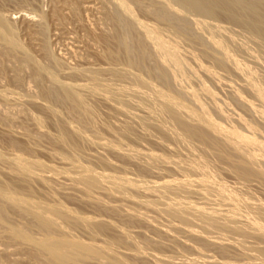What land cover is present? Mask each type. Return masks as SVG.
<instances>
[{
    "label": "rangeland",
    "instance_id": "374dc122",
    "mask_svg": "<svg viewBox=\"0 0 264 264\" xmlns=\"http://www.w3.org/2000/svg\"><path fill=\"white\" fill-rule=\"evenodd\" d=\"M200 1H204V0H194V5L203 6L205 8L209 5V2H210L209 1L206 5V2L208 0H205L206 2L204 3L203 2L200 3ZM232 1H233L232 9H233L234 14L236 13L235 14L236 17L235 16L234 17L235 19H238L236 20V22L240 21V23L239 22L235 23L233 14L231 15V13H228L227 11H222L223 14L219 11L217 13V15L219 16H217L216 13L213 15L212 14L213 11H211L212 9L211 4L209 5V7L211 8V9L209 8L210 13L215 18L209 16L210 13L208 11V8H206V10L209 14H205V17L203 18L201 16H198L197 13L191 10L188 11L187 9L183 8L181 3L177 0H122V1L121 0H0V25L2 28H4V31H6L5 33L9 35L12 39V43H10L7 40H5L0 33V187L1 188L3 187V189L8 190L10 192L14 190L11 193L7 192L8 193L6 195L7 197L1 196L0 198V264H58L56 261H53V259L51 260V258H49V256H47L45 252L43 253V250L40 247H37L38 245L37 242H39L38 240H36L37 242L34 241L35 238L36 239L40 238L39 240H42L41 236L43 235V233L46 234L49 230V228L47 230L46 227L43 228L41 225L38 229L37 227V225L39 226V224H37L38 220L35 219V217H33L34 215L32 213H30V212L34 213L35 210H38L37 206L39 207L40 205H44V204H48V205L53 204L52 206L51 205L49 206L53 207L54 209L56 208V206L57 207L62 206L63 208H65V210H67L66 212H69V213L71 212L70 215L65 214L66 212L63 213L65 210L63 212H60V214H63V215L65 214L66 216L68 215L70 217H73L76 214L77 216H79L78 214L82 215V217L80 216L82 220L79 219L82 225L78 224L80 223L78 222V217H77V220H76V217H74L75 219L72 218V220H69L71 219L69 217L68 219L69 221H67L68 217L66 218V216L64 217L63 215H61L62 218H60L61 216H59V220L57 221L59 222L60 219H62L61 221L63 223V227L61 225V222L53 224V221H51L52 225L50 226L52 230H53L54 225H56L58 229L62 227V231L60 229L61 233L58 229L57 230L55 229L56 227H54V230L56 232L50 229L49 232L52 231V233L46 234V236L44 234L42 236L43 238L47 237L48 235L53 236V238H56L57 235L59 234L61 236L60 237L58 235L59 239H61L63 236V238H68L69 240H71L72 238L74 239V236L77 235L75 238L77 239L78 237L77 239L78 241L80 240V242H82L83 244L86 243L85 246H87L89 243H92L91 246H93L92 248L95 249L94 246L100 244V246H96V248L100 247L104 249L103 247L108 245V247L106 246L105 248L106 255L112 254L110 252H112L113 248L115 251V253L113 252V254H116V255L118 254V258H116L114 255H113L114 257L110 255L109 256L110 260H109V257L107 258L106 255L104 256L107 259L104 258L103 255H102L103 256L102 258L101 256L100 258H97L95 256L94 257L92 256L90 258L89 255H88L89 257L85 255L84 258L83 256L81 257L83 259H81L80 257L79 259L77 257L78 259L77 258L76 260L74 259L73 260L74 262L72 263L70 262L71 264H118L117 260L123 261L124 264L125 263L127 264V262H129L128 264H155V262H158L157 264L159 263L162 264V261H164V259L166 261L168 257L170 260L168 259V261L165 262L166 264H172V263L175 264V262H180L181 264L182 263L191 264V261H190L191 257L192 259H194V261L198 260L197 264L199 263L201 264H221V263L228 264V262L229 264H259V262L261 261H262L261 263L264 264V259L261 257L262 256L261 255L262 245L264 247V244H263L264 243V238H263L264 233H261V231L264 228V225L260 226L261 228L263 227L262 229L258 225H256V224H262L264 221L261 222L258 218V214H255L257 210L260 212V210L264 208V204H263L264 203L263 202L264 201V178L261 177L264 174V171H263L264 170V32H263L264 26L262 27V25H259V27L257 28L259 31L255 29L250 30V25H252L250 21H253V19H256L255 17L260 16L256 20H259V19L264 20V6H262V4H264V1L263 0H258L260 2H258L257 0H249V2L247 0H242V1L232 0ZM244 1H246V3ZM243 4H245V6H247L248 4L249 7L248 6L245 7ZM256 5L257 7L258 5H260V8L263 7L261 11H259L260 10L259 7H258L259 8L258 11H257L258 8H256L255 12H257V14L254 12V9H253L256 7ZM252 6H255V7L252 8ZM250 7L252 8L251 12L250 11L243 12L245 8L248 9ZM125 9L126 11H124ZM224 16L226 19L224 18ZM131 26L133 27V29L131 28ZM5 27L8 29V32ZM246 28H248V30ZM171 30L173 33L171 32ZM254 31L260 32V34H258L257 32L255 33ZM233 35L235 37H232ZM152 36L153 37L155 36L156 41L159 37L157 43L155 42V39ZM122 39H124V42ZM159 41H162V42H159ZM154 43H156V45H154ZM164 45L165 47H167V49L165 50L162 49V48H165V47H162ZM126 46H128L129 48ZM159 48L161 50H159ZM163 51H165V54L163 53ZM172 52L174 55L172 54ZM127 53L130 54L132 60L134 59L133 61L135 62V64H130V62H128L129 54ZM207 53H209V55ZM164 55H167V56L170 55V57L167 58V56L165 57ZM171 55L173 57H171ZM215 61H217L218 63L219 62L221 63L218 64ZM127 62H128V65L126 66ZM168 62H170L169 63L170 66ZM137 64L140 68L137 66ZM131 65L133 68L131 67ZM134 65L138 68H136ZM125 66L127 67L126 68L127 70L125 69ZM129 68H132V70ZM124 70L127 71L126 73L127 75H123V73H121V72H125ZM88 72H92V73L90 74ZM93 73L96 76V78L104 77L105 80L107 79V81H104V79L103 81H101L102 79L98 78V80L100 81L98 83L102 82L105 84V87L108 88L106 89V92L102 90L105 93L102 92L103 93L102 94L100 92L101 94H99L98 91L93 90L89 86V85L92 86V82H91V79L87 77V75L89 76V74L92 75ZM96 73L97 74L100 73V74L96 75ZM114 73L122 74L124 78L128 79V81H125L123 77H121L122 75L120 74L114 75ZM112 75H114V77H112ZM118 76L121 77L122 79H120ZM127 76L129 77L131 76V77L129 78ZM132 77H134L133 79H138L136 82L141 80L138 83L144 82L145 84H147L146 85L147 87H144L146 89L142 91H145L148 96L147 95L145 96V93L140 90L143 87H138V83H136L135 80L133 82V79H131ZM108 78L110 81H108ZM110 78L112 80L113 78H116V80L114 79V81H116L115 85H118L119 83L122 84L124 81L125 83L123 84L125 85L122 84L123 85L122 86L119 84L120 86H122L121 88L120 86H118L119 88L117 86L115 87V85L113 84V81ZM117 79H118V84H117ZM108 82L112 83L113 85L112 84L109 85ZM179 82L181 83V85ZM134 83L137 84V85L135 84L137 88H134L135 87ZM106 84H108L109 87H107L108 85L106 86ZM71 86H73L74 88ZM148 87L149 89H147ZM248 87L251 89H249ZM100 90H101V87H100ZM107 90H110L111 93L110 91L107 92ZM149 90L155 93H159V95L163 94L162 96L167 95L168 97L172 96L171 97L172 99H175V98L176 100L179 99V101H182L183 103L182 106H184V103H185L186 107H189V108L186 109L184 106L186 112H184L185 110L184 108H182L183 112L180 114L179 113L180 111H179L177 113V116L179 119L183 118L182 120L180 119V121H182L184 126L196 131V133L199 132L201 134L203 132L202 133V135L204 134L203 139L195 136L198 139V140L196 139L197 140L196 142V140L193 141L194 137L192 139L188 137L189 140H185L186 141L185 143V141L182 139L181 140L182 144H181L180 143L181 141L179 140L181 138L177 137L178 135L176 137L171 136V135H176L178 132H180V129H176V127L174 126L168 114L164 113L165 114L164 116V114L161 113L162 111L160 112L156 110V112L158 111V113L154 112L155 109H152V108H155V107L158 108L160 107V105L161 107L163 106L162 104H160L161 102L158 103L159 98H157L156 96L157 94ZM91 91L94 93L92 94ZM114 91H116L115 92L116 95L113 93ZM136 91L138 92L140 91V92L138 93ZM118 92L122 96L121 95L119 96V94L117 95ZM109 93L114 99L109 95ZM124 93L125 94L127 93L126 95L128 96L131 94L132 97L126 96L128 98L127 99L123 97L125 96ZM148 93H150L152 97L149 96ZM151 93H153L155 96L152 95ZM105 94L107 98L104 97ZM141 94L143 95L142 97L144 98V100L142 97H140ZM78 96L81 97V100H80L81 103H79V104H82L81 106H78L77 105L78 103L76 104V102L73 101L75 100L73 98H76L77 100ZM67 97H68V100H66ZM116 97H120V102H117L114 105L115 102H113V100L116 101L117 99H119ZM149 97L151 100L148 99ZM111 99L113 100L110 101ZM122 99H124L126 103ZM145 100L147 102L149 101L150 104L145 102ZM121 101L123 103H122V106L120 107ZM133 101H136V102L138 101L139 103L138 102L136 103ZM142 102H145L147 105H150V106L145 107L146 104ZM124 103L127 106L124 105ZM133 103L136 104L138 107L139 105H141L143 109L141 108V111H140V108L138 109L134 107V111L136 112L134 113L133 109H131L133 108V106H135ZM157 104H158V107H157ZM123 105L125 109L122 110L121 108H123ZM154 105L156 106L154 107ZM117 107L118 108L120 107V109L123 111L122 114L120 112L121 110L119 111ZM126 108H129L131 112L129 110H126ZM160 108L158 109L160 110ZM189 109H191L192 110L191 112L194 114L197 111L196 114L199 116L200 114L202 115V113L203 115L205 114L208 117L210 116L211 117L210 122L208 121V123L212 122L211 125L215 126L217 129H220L221 127V130L218 133H220V135L221 133L223 135L226 134L225 136H227V138L231 135L233 138L230 136L229 139L231 138L235 143L237 142V144L240 143L241 145L240 149L241 150L244 149L245 151L244 150L240 151L242 152L240 154L239 152H237L240 150L239 147L234 148L237 145H234L235 143L233 141L227 139L226 137H225L226 139H224L223 135L221 136L218 135L220 137L219 140L221 139V137H223L222 141L220 140V143H222V149L224 147L223 150L225 151L223 152V155H224L223 156L221 153V150H222L221 147H219L220 150L219 148L218 150L216 148L217 144H219L218 146H220V143H218L219 142L218 137L212 135L213 133L217 134L216 131L212 130V132L214 131L212 133L210 129H208L210 131V134H209L208 133L209 131L206 132L207 128L204 127L205 124L204 123L201 124L200 122L198 123V121L196 122V120H194L192 116H191L192 119L190 118V115L188 117L191 121L194 120L195 125L194 123L189 124L191 122L189 119H186L187 121L185 122L184 120L185 117L188 114H190ZM124 112H127V113L123 114ZM163 112H165L164 109H163ZM150 113H152L151 117H150L151 115ZM183 113L184 114L186 113V116L182 115ZM128 114L135 116L136 119L135 117L133 118V116H130ZM153 114L154 116L155 114L156 116H158L157 114H160V115L158 116V118L157 117L154 118ZM162 114L164 116V118H162L163 122L161 120ZM179 114L180 116L181 115L182 116L180 117ZM205 115L201 117L202 118L204 117L205 119H209ZM151 118L155 120L150 121ZM159 118L161 121L159 120ZM140 120L144 121L145 125L147 124L146 120L150 121L148 122V124L149 123H152V124H149V126L147 124L145 126L143 122L141 123ZM156 120H159L160 122ZM166 122H167V126L170 125V127L169 126L166 127L165 125H163ZM213 122L215 124H213ZM157 123H161V125ZM200 124L201 125L204 124V125L201 126ZM147 126L149 128L153 127L152 129H150L151 131L149 130ZM156 128L157 129L159 128L158 130L159 132L160 130L166 129L167 131L166 130L165 131L163 130L164 132L162 131L163 137L165 136L164 133L165 134L167 133L166 134V136L168 135L167 138L170 137L171 139L172 137L171 140L169 138L168 139L170 141L172 140L173 141L172 142H170L169 140L167 141L165 139L166 137H164V140H163L162 136L160 135L161 132L158 133ZM167 128H173L172 130L170 129V131L172 132L168 131L169 129ZM228 128L230 129L228 130ZM152 130H153V133H151ZM129 131H131V133H129ZM173 131H175L176 134H174ZM155 132L158 133V136H156L157 134ZM169 133H170V136H169ZM235 133L236 134L238 133V135H235L236 137L234 136ZM61 134L62 136H59ZM65 134L67 135L66 137L68 139L65 137ZM151 134H153V136L154 137L156 136V137L155 138L153 136L151 137ZM240 134L241 136L243 135L242 136L243 139L248 138L247 140H249V138H251L250 140L252 141L253 139L254 141L250 144H248L249 143L248 142L245 145L244 144L245 142L243 140L238 141L239 139H241ZM97 136L100 138H98ZM158 138L160 139L161 142L160 141L157 142ZM60 139L67 140L69 142L64 143V141ZM92 139L94 142L92 141ZM223 139L226 141L227 140L231 141L229 142L230 144L234 143L233 144L234 147L230 145L228 141L227 142L225 141V143H223L224 142ZM174 140L176 141V144H174L175 143ZM191 140L196 143L198 142L200 143L201 140L203 141L205 140L206 141L205 144L209 145L207 147H209L208 149H210L211 151L210 150L208 151V149H206L207 151L203 149L204 148L203 146L205 145L204 144L205 141L204 142L202 141L203 143L201 142L202 149L199 144L195 145L196 147L199 146L198 148H196V151L200 150L202 152L199 151L200 152L199 153L198 151L197 152L195 150L193 151V149L195 148L194 144L196 143L193 144ZM207 140L209 141L208 143H207ZM215 140L218 141L217 144ZM113 141L116 142L115 143L116 147L114 146ZM163 141H167V142L164 143ZM212 141H214V144H216V146L213 144ZM254 142L255 144L253 146ZM162 143H164V145ZM167 143L170 147L172 145L171 147L172 151L173 149H175V151L178 150L176 151V153L173 151L175 154H177L180 150L178 154L179 156L184 157L182 158L183 162L185 160L191 161L194 164L196 162V165H195L196 168L195 167L194 168L197 171L199 170L198 166L201 165L202 170H204V166L207 169L208 164L203 165V163H207V162L211 163L213 161L212 162L213 164L210 165L209 163V168L211 166L209 170L211 171L213 168H215L212 171L213 173H215L216 172L215 170L219 164V163L216 164V162L218 161L221 162L225 160L221 162L222 165L220 164L218 166L219 170L217 169V172L221 171L220 173L222 175H219V173L216 175L215 173L214 174L215 176L214 175L212 176L211 172L207 169L210 172L209 174L210 176L206 178H208V181L211 184H209L208 182L204 183V181L207 180L206 178L204 180V177H205L204 174L206 170H204V173L202 170H199L200 172H202L200 173L198 171L200 173L199 174L195 169L190 168V163H187V161H185V163L183 164L181 160H179V158L181 159V157H178L175 161L173 160L174 157L171 158V156L169 157V155L166 156L165 153L169 154L168 152H170V147L166 145ZM171 143H173L174 145ZM187 143L188 144L190 143V144L188 145ZM74 144H76V146H74L75 149L72 148L73 147L72 145ZM178 145H181V146H179L180 147L179 149H176ZM110 146H113L115 148H112ZM70 148L72 149L70 150ZM190 148L191 150L188 151V149ZM212 148L216 150L213 149L214 150L213 151ZM76 149H79L78 154L76 153L77 151H75ZM131 150L133 151L136 150V151L133 152ZM181 150H184L182 155H181V152H182ZM71 151L73 153L75 152L74 155ZM137 151L139 152L138 154H137ZM172 151L170 152V155L172 153V156H174L175 154L173 155ZM219 151L220 153H218ZM151 152L155 154L152 153V155H149L151 154ZM209 152H211V154H209ZM146 153H147V156L149 155L148 158L150 159V157L152 156L151 159L153 158V160L159 157V156H156L157 158H154L153 155L160 154L159 159L165 158L166 162L164 161V159L162 161H164L165 163H163L161 159L159 161L157 159V163H155L156 161H153L154 162L153 164L152 160L149 163V159L146 158L147 157ZM194 153L197 156H194L195 155ZM201 153L203 155H200ZM204 153L205 155L207 153L209 155H206L205 157H203ZM162 154H164V156L166 157H164ZM219 154L224 158L223 159L218 158L220 156ZM134 155L136 157H134ZM188 155L190 156V160L187 159L189 158ZM191 155H193L194 158L195 157L196 158L194 159L193 156ZM210 155L212 156L216 155L217 157L216 156L210 157ZM245 155H248L249 157ZM143 156H146V157H143ZM140 157L142 158V160H140L141 159ZM206 157L209 159V161L204 162L205 160H208V159H205ZM240 157L242 159H245V160L247 159V160L246 161L244 160V162H242V159H240ZM250 157L253 160L255 159L254 160L255 162ZM80 158H82V160ZM137 158H139V160ZM215 158H218V159L214 160ZM249 158L251 159L250 164H249V161H250ZM20 159H21L22 164L23 162L25 163L26 160H28V162H31V166H32V162L33 163L35 162L34 165L41 164L43 166L42 170H40L41 165L40 166L37 165V168L39 166L38 170H40L39 171L40 174H38L39 172L37 173L38 170H36L37 169L36 166H32L31 168L29 163H28V166H30L31 169L35 168L34 170L28 169L27 170L28 173L30 171L29 174L27 173L26 170H22L21 168H19L20 165L17 166V164H20V162H18ZM146 159H148V161H146ZM168 159L172 160V162L173 161L175 162L173 164L172 162L171 164H168L167 163V161H169ZM68 160H71V161H68ZM201 160L203 163L201 162ZM245 162H248V166H246L247 170L251 169L254 171V172L248 171L249 172L248 174H251V175L253 174L252 176L251 175L248 176L249 179L247 177L248 180H246L245 178H241L240 175L237 176L238 177L237 178L236 177L237 173H235L236 171L235 169H233V166H232V163H234L233 165L242 164V163L247 165V163ZM77 163L79 164V166H77L78 165ZM226 163L227 165L228 164L229 165L227 166ZM253 163L256 165V169H252L254 168ZM25 164L27 165V163ZM149 164L151 165L149 166ZM108 165L110 166V168ZM176 165L178 166V168ZM212 165H213V168H212ZM75 166L77 168L76 170H75ZM81 166H83V170H81L82 169ZM84 166H85L86 171L84 169ZM103 166H104V169H103ZM185 166H186V169H185ZM230 166H232L233 170L230 169ZM89 167L92 169V171H94L93 175L92 173L91 175H89L90 174L89 172L91 171ZM18 168L20 169V172ZM179 168H181L182 170L184 169L187 171L189 170V173L191 171L190 173L191 175H189V173L185 174L187 172V171L185 172V170L183 173V171H181V169ZM43 169L45 170L43 171ZM100 169H101V172H100ZM260 169L263 173L260 171ZM228 170H230V172ZM33 171H35V173L37 174H35ZM77 171H80V173L78 172V175L77 173L74 174V172H77ZM81 171H84V172H81ZM232 171L235 173V175L232 174L233 173ZM259 171L261 172L262 175L259 173ZM125 172H127L128 175ZM257 172L259 173L260 177L257 176L258 174ZM71 173H73L74 175L73 174L71 175ZM192 173H195L196 174V175L194 174L195 176H198L197 174H199V177L193 176ZM84 174L87 177V180L89 176H93L94 179L98 180L97 184H100L101 186L98 185L97 187L95 183L94 187H97V188L95 190L93 189L94 192L93 190L88 192V188L83 187L85 186V184L82 185V183L78 182V181L82 182L84 180L83 182L85 183L86 179L82 178ZM77 176H78V181L76 182L73 181L77 179ZM189 176L192 178L195 177L196 179L195 178L194 180L188 179ZM211 176L214 177L213 178L214 180H216V184L218 185V186L216 185L217 188L219 187L218 183H220V181L217 182L219 179L217 178L218 179L217 180L215 178L217 176H219V178L222 176L221 183H220L224 187V188L221 187L223 188L221 189L222 192L226 189V185L229 186V187L227 186V188L229 189H227L226 191H229V190L231 191V188H232L231 186L236 184V182H238L239 180L242 181L241 179H243L244 181L245 179L244 181L245 183L239 181L241 185L239 183H237L236 185V187L238 188V187H242V183L243 185L245 184L244 186L246 187V189L244 186L242 187L244 192L246 193L245 195L243 194V192H241L242 194L240 193L241 195L239 196V190H242V188H238L239 190H237L235 186H234L235 190L238 192V194H236L237 192L233 193L234 187L232 188L231 192L230 191L229 192L225 191V192L231 193V194L233 193L235 194V196L238 195V197H242L244 201H246V203L250 201L251 203L248 202V204L254 205L256 201L255 206L258 203V200L262 201L263 203L262 202H259V203L260 205H262L263 208L261 207L262 208L261 209L259 207L260 205H257L256 208L259 207L260 209L255 210V213H253L251 210H252V207L253 209H256L254 208L255 206L251 205L252 206L251 207L250 205L247 204L248 206L251 207V208L249 207L251 209L250 213L252 212L251 213L252 215L255 214L253 215L255 217H253L252 215L249 217L250 213L248 210V212H246V214L248 213L247 214L249 217L248 219V217L246 216L244 212L247 206L244 204L245 202L242 200V198H241L242 201H240L239 199H237L238 197L234 198L235 196L231 194H230L231 195L230 197L229 195L225 194V192H224L225 195L223 194L220 195V193H222L221 190L220 191L217 190L216 187H213V189L211 188L212 181H213V179H211L212 181L209 180V177L212 178ZM103 177H105L107 181L103 180ZM116 177L118 178V180H116L117 179ZM239 177L241 179H239ZM250 177L252 178L250 179ZM80 178H82V180ZM115 180L120 181V183H117ZM121 180L124 181L125 183L127 182V184L129 185L127 184L125 186L120 185L121 183L125 184ZM188 180H190L191 182ZM110 181H111V184L113 185L112 186L113 189L112 188L109 189V187H111L110 186L111 184L108 185ZM112 181L113 182L115 181V183H113ZM246 181H249V182L247 183ZM74 182L82 186L80 187L78 184H75ZM222 182L224 183L225 186L223 185ZM138 183L139 184L142 183V184L138 185ZM213 183L215 184L214 181ZM115 184L116 186L118 184L121 186V188H119V185H118V188H117V189H120L121 191L120 190L116 191L114 189L116 188L114 187ZM206 184H208L209 186L208 185L206 186ZM5 185L6 186L8 185L7 187L9 188H6ZM201 185H202V188H201ZM165 186L166 188H168V190L165 189ZM190 186H194V187L190 188ZM205 186L206 188L210 187L209 189L211 190L209 194L213 193L210 195L211 197H209L207 189L205 190ZM122 187H125V188H122ZM182 187L183 188L185 187L184 191L186 189L187 190L189 189L188 191L190 192L186 190L185 192L187 193V195L186 193H182L183 192V190H181ZM138 188L140 189L138 190ZM169 188H170V191H169ZM83 189L87 190L88 193L86 191H83ZM177 189L181 190V193L184 194L182 195L183 198L184 199L186 198V200L188 201L186 203L187 204L186 207L190 206L192 203L196 204L193 207L195 206L197 207L198 204L204 201L203 203L206 206H204L202 203L200 207L198 205V208H201V206L203 205L202 211L204 207L205 208L204 211L206 213L208 210H210V212L208 211L209 214L207 213L206 215L202 212L201 216L204 217L205 215L206 217H208L210 215L209 218L205 217V219H210L212 220L213 223L210 225L209 223H205L204 221L201 222L198 219L197 217L199 215L198 211H201V209L198 210V208H196L197 210L195 211H197L198 214H196L197 212L195 214L193 213L194 212L193 207H190L192 208V210L189 208L190 211L189 210L184 211V209H187L186 207L184 208L185 205L183 206V204H185L184 201L186 200H184L180 194H175L180 191V190L177 191ZM218 189H220V187ZM112 190H115V192H113ZM16 192L20 195H18ZM84 192H85V195H84ZM116 192H119V193L117 194ZM205 192L207 194H205ZM215 192H220V193L217 194ZM248 193L250 196L247 195ZM10 194L13 197H11ZM158 194H160V196ZM188 194H190L191 196L190 195L188 196ZM162 195H167V197H164V196L162 197ZM213 195L217 197L214 198ZM226 195L229 196L230 198L227 197ZM251 195L256 196L255 197L256 200L253 196L251 199ZM20 196H21V200L19 199ZM156 196L158 197V199ZM207 196L210 198V201L213 204L205 200L206 198H208ZM224 196H226L225 198H227L228 202L230 201L229 203L231 204L230 206H232L233 202L236 204V201L238 200L237 202L238 206L240 205V202H241V205H244L246 207H243V206L240 207L241 206L240 205L239 206L240 208L236 209L238 208V206L236 204L237 206L236 207L235 204L233 203L234 204L233 207L235 206V210H238V211H235L233 207L229 206V204H227L228 206L225 204V202L226 203L228 202L226 201L225 198H223ZM161 197L163 199L165 198L164 200H167L168 197L169 198L171 197L172 199L171 198L170 199L172 201L173 199L176 200L179 198L178 201L181 200L183 202L182 204V202L180 201L181 203L179 202L180 204H178V205L183 206L182 211L183 212L187 211V213L191 214L192 217L189 214H187L188 216H190L189 218L191 220L192 218H194L193 215L194 216L196 215L195 216L196 220L198 219L200 221V224L201 223L206 224L204 225L205 227L207 226L206 229L203 226V224L201 225V227H198V225H200L198 220L196 223L198 225H195V222H196L195 218H194L195 222L192 223L191 220L188 218V216H186L187 217L186 218L182 212L181 213L184 216L183 218L185 219L181 217L182 215L178 216V213L176 211H175L176 212L175 214L178 217L175 216V214L169 212V210L171 209L178 210L181 206H177V204H175V203H178L177 200L175 203H172V201L168 199L169 205L167 204V201L161 202L162 200L161 201L159 200V198L162 199ZM187 197H190L189 199L192 201L187 199ZM218 197H220L219 199L223 198L221 199L222 200L221 203H224L225 207L223 206V204H220V203L219 204L223 206V208H225L224 209L225 212H226V209L227 210L229 209L228 211L231 210V213H229L228 211H227L228 214L224 213L223 215L220 213L221 212L220 209L222 207L218 204V201L220 202ZM244 197L247 198L248 200L245 199ZM2 198H6L7 200L5 199L2 200ZM11 198L13 199L10 200ZM14 198L17 201H20L21 203L17 202L16 200L15 201L19 205L15 203ZM209 198L207 200H209ZM23 199L24 201L22 202ZM26 199L29 201H27ZM153 200L154 201L159 200L157 204L156 202L153 203V204H156V207L160 206L158 208L159 210L156 209V207L152 208L154 206L151 203V202H154ZM224 200L225 202H223ZM8 201L9 203H7ZM43 201H44V204H41V202L43 203ZM149 201H150V204H152L151 205L152 207L148 206L150 205L148 204ZM253 201L254 203H252ZM159 202L161 204L166 203V205L170 206L171 209L169 207L166 208L165 204H164L165 207L163 208V205H161ZM207 202H209V205ZM22 203H27V206H29L28 204H30V207H26V205L23 206L24 204ZM31 203L32 204L34 203L33 204L34 208L32 207L33 209H31V206H32ZM35 203L36 204L39 203V204L36 205ZM170 203L172 205H170ZM49 206L46 205L45 209L43 206H40L39 210L42 209V210L47 211V208L49 209ZM24 207L27 208L26 211L27 210L30 211V212L27 211L30 214H27L26 211L23 210ZM62 207H59L60 211L63 210ZM177 207L179 208L177 209ZM206 207L212 208V209L207 208L208 210H206ZM228 207H230L231 209ZM162 208L166 210H163ZM133 209L134 210L137 209V211H139L140 209L139 211L140 213H141V210H144L147 212L143 211V213H141L142 217L139 218V216H141L140 213L138 212L139 214H137L136 213L137 211H135L136 213L135 214L134 212H132L134 211ZM160 210L161 211L163 210V212L168 211L167 214L173 215V216L171 215L172 217V218L170 217L171 219L169 218L172 222L170 220L169 221L170 223H172L173 228H175L176 230L175 229L172 230L171 229L172 225L168 224L169 222H167V220L169 216L166 213L164 214L162 212L163 218H161L162 215L160 214L161 213ZM174 210H171V211H174ZM233 210L234 212H236L237 215L232 212ZM191 211H193L192 212L193 214L190 213ZM75 212L77 213L75 214ZM239 212L242 214L243 213L245 214V217H247L246 220H245L244 215L242 214L241 215L243 217L241 219L240 217L241 215L239 214ZM31 214L33 215L32 217L37 222L34 221L32 217H29V215L31 216ZM148 214L149 215L151 214L150 223L147 222L149 218H145L147 217L146 215ZM226 214L227 215L233 214L232 219L235 218L234 223H232L233 221L230 219L231 215H229V218L228 216H226V218L223 217ZM159 215L161 216L159 217ZM220 215H222V217ZM53 216L55 217L56 215H53ZM153 216L155 219H157V220L153 219L154 220L153 222L155 223V221H158L159 222L158 225H156L157 222L155 224L154 223L152 224L151 221H152ZM165 216L167 217V220L166 218H164ZM55 218L58 219L57 216ZM55 218L52 219L50 217V220L56 221ZM83 218H85V223H89V224L84 225ZM177 218H180V219H177ZM73 219L78 223H75ZM143 219L145 220L148 219V220L145 221ZM187 219L190 220L191 224L195 226L192 228V230L198 227L199 230L197 229L196 230L194 229V230L200 233L197 234L195 233L194 230L192 233V230H190L188 227L191 228L193 225L191 226L190 222H188L190 224L189 226V224L187 223L188 221ZM221 219L222 221L220 222ZM176 220L177 221L180 220L182 223L184 222V220H186L185 223L183 224L178 222L179 225L185 224L184 225L185 227L182 226L183 227L182 228L181 226H178V224L175 223ZM224 220L226 221L224 222ZM258 220L260 221V223ZM72 221L74 222V224ZM173 222L175 223V225L173 224ZM223 222L226 224L228 222L230 227L232 224H234L232 225L233 227H235L236 225L238 226V229L242 228L241 230L242 232L239 233L232 227V229H234V231L237 232L239 237L241 233L245 232L244 235L241 234L242 239L244 237L246 239L247 234H249L251 237L254 235H251L250 233L252 232H254L252 234L256 233L253 238L251 237L252 240L250 237L249 238L247 237V241L248 243L250 242L253 245V248L257 245L256 243L259 242L261 244V245L258 244V247L256 246L257 248H254V249H259V247L261 246L259 249V254H257L258 252L256 250L252 249L251 244L247 243L248 244V245L246 244L247 246L244 245L247 242V241H244V239L242 240L244 244H242V242L239 243V240L241 238L237 239L238 235H236L237 237H235L236 233L232 229H230L229 233H227L228 235H226V232H223V230L228 232V229L230 227L227 225L226 226L229 228H227L225 225L223 226L222 225ZM59 224L61 227L59 226ZM167 224L168 226L170 225V227H168ZM71 225H74V227ZM64 226H66V228L70 227L72 229L71 232L65 231L66 228ZM176 226L179 227V230L180 228L183 229L181 230L182 232H180L176 228ZM41 227L42 229L44 230L46 229L47 231L40 229ZM163 227L167 228V230L166 229L164 230ZM184 228L190 231L183 232L184 230H186ZM90 230L93 233H91ZM207 230H210L211 235L213 236H210L209 234L210 231H207ZM231 230L234 233L230 232ZM245 230L247 232L249 231L250 233H247ZM22 231H25L27 236H28L27 231L31 233L29 235V237L31 236L30 237L31 240H27L23 238ZM64 231L66 233V234L64 233L66 237H64V234H63ZM178 231H179V234H175V233H178ZM25 232L23 233L25 234ZM72 232L74 233L73 237L71 236L73 234ZM212 232L214 233L212 234ZM257 232L262 234L263 237L260 236L262 240L260 239V237L256 238V236L258 235ZM13 233H16V234H13ZM17 233H19L20 235H17ZM67 233L68 235L70 234L72 238L69 237ZM230 233H232L234 237H228L231 235ZM217 238H218V241H215V239ZM133 239L137 240L134 242V244H132L134 241ZM32 241L35 243H33ZM104 241H105L104 243L105 245L103 244ZM138 241L140 243H145L146 245L141 244L142 246L141 247ZM108 242L111 243V246L114 243L113 247L112 248L110 247L111 249H108L109 248ZM136 242H138V244ZM101 244H103V246H101ZM137 245H139L140 247H137ZM143 245H145V247ZM249 245H251L250 248H249ZM147 246H148V250L150 251V253L148 250H146L145 251L146 255L148 253L149 254L148 256H145V255L143 256V254L145 253L143 252L142 254V251H144V248H147ZM136 248L137 249L139 248V250L141 248L143 250L142 251L140 250V253L139 252L137 253ZM198 248L200 251L198 250L199 253L198 255L195 256L194 253H197L195 249L197 250ZM262 251H264V249ZM184 253L185 255H188L186 256V259L184 261H187L190 258L188 260L189 263L180 261L185 258ZM199 254L201 257L199 256ZM193 255L195 257L197 256L198 257L195 259ZM246 255H247V258L249 256V259L251 255L254 256L253 259L251 257L252 263H248L249 259L245 258ZM120 256H122L121 259H119ZM162 256L164 259H162ZM164 256H166L167 258ZM175 256L180 257V259L176 258V261L174 260L173 262V259H175L173 257ZM85 257L87 258L85 259ZM111 257L115 259L114 262L112 261ZM199 257H200V260H202L204 263H202L201 261L199 262ZM203 258H205L206 260ZM256 258H260V259L256 260ZM178 259L179 261H177ZM125 260L127 261L125 262ZM195 263L196 262H194V264Z\"/></svg>",
    "mask_w": 264,
    "mask_h": 264
},
{
    "label": "bare ground",
    "instance_id": "6f19581e",
    "mask_svg": "<svg viewBox=\"0 0 264 264\" xmlns=\"http://www.w3.org/2000/svg\"><path fill=\"white\" fill-rule=\"evenodd\" d=\"M121 1H122V0H121ZM177 1H179V2L181 3V5H182L183 8L187 9L188 11H189V10L193 11V12L197 13L198 16H201V17H203V18L205 17V14H209V13H210V9H211V8H212L211 11H213V12H212L213 15H214L215 13H216V15H217V13H218L219 11H220L221 13H222V11H227L228 13H231V15L233 14V17H234L235 14H236V13L234 14L233 9H232V3H233L232 0H208L207 2H206L205 0H204V1H200V3H201V2H203V3L206 2V5H207V3L210 1L211 3L209 2V5H210V4L212 5L211 8L209 7V5H208L207 7H205V8H204L203 6L194 5V0H177ZM236 1H237V0H236ZM241 1H242V0H241ZM241 1H239V2H241ZM247 1L249 2V0H247ZM257 1H258V0H257ZM263 1H264V0H263ZM126 2H127V1H126ZM130 2H131V1H130ZM133 2H134V1H133ZM154 2H155V1H154ZM154 2H153V3H154ZM195 2H196V1H195ZM244 2L246 3V1H244ZM250 2H251V1H250ZM258 2H260V1H258ZM136 3H137V2H136ZM203 3H202V4H203ZM226 3H227V5H226ZM125 4H126V3H125ZM134 4H135V3H134ZM228 4H229V5H228ZM240 4H241V3H240ZM248 4H249V3H248ZM248 4H247V6H248ZM138 5H139V4H138ZM206 5H205V6H206ZM243 5L245 6V4H243ZM153 6H154V5H153ZM234 6H236V5H234ZM244 6H243V7H244ZM247 6H245V7H247ZM262 6H264V4H262ZM115 7H116V6H115ZM124 7H125V6H124ZM127 7H128V6H127ZM141 7H142V6H141ZM158 7H159V6H158ZM248 7H249V6H248ZM253 7H255V6H252V8H253ZM258 7L260 8V5H258ZM258 7H257V5H256V7L253 8V9H254V12H255L256 8H258ZM128 8H129V7H128ZM134 8H135V7H134ZM138 8H139V7H138ZM142 8H143V7H142ZM206 8H208L209 13L207 12ZM209 8H210V9H209ZM234 8H235V7H234ZM252 8H251V7L248 8V9L245 8L246 10L244 9L243 12H246V11H248V12L250 11V12H251V11H252ZM259 8L257 9V11L259 10ZM119 9H120V8H119ZM129 9H130V8H129ZM146 9H148V8H146ZM149 9H150V8H149ZM250 9H251V10H250ZM262 9H263V7L260 8L259 11H261ZM136 10H138V9H136ZM139 10H140V9H139ZM167 10H168V9H167ZM239 10H240V9H239ZM239 10H238V11H239ZM242 10H243V9H242ZM124 11H126V9H125ZM188 11H187V12H188ZM191 11H190V12H191ZM128 12H129V11H128ZM235 12H236V11H235ZM254 12H253V13H254ZM125 13H126V12H125ZM221 13H220V14H221ZM240 13H241V12H240ZM240 13H239V14H240ZM255 13L257 14V12H255ZM255 13H254V14H255ZM115 14H116V13H115ZM117 14H118V13H117ZM120 14H121V12H120ZM126 14H127V13H126ZM132 14H133V13H132ZM132 14H131V15H132ZM149 14H150V13H149ZM189 14H190V13H189ZM212 14L210 13L209 16L214 17V16H212ZM222 14H223V13H222ZM226 14H227V13H226ZM216 15H215V16H216ZM224 15H225V14H224ZM122 16H123V15H122ZM196 16H197V15H196ZM217 16H219V15H217ZM228 16H230V15H228ZM237 16H239V15H237ZM241 16H242V14H241ZM241 16H239V17H241ZM255 16H256V15H255ZM255 16H254V17H255ZM126 17H128V16H126ZM235 17H236V16H235ZM235 17H234V19H235ZM259 17H260V16H259ZM259 17H255V18L258 19ZM112 18H113V17H112ZM116 18H117V17H116ZM214 18H215V17H214ZM220 18H221V17H220ZM224 18H225V16H224ZM245 18H246V16H245ZM117 19H118V18H117ZM119 19H120V18H119ZM198 19H199V18H198ZM209 19H210V18H209ZM225 19H226V18H225ZM249 19H250V18H249ZM252 19H253V18H252ZM252 19H251V20H252ZM256 19H253V21H250V22L252 23V25H250V30H253V29L258 30L257 28L259 27V25H262V27L264 26V20H260V19H259V20H256ZM162 20H163V18H162ZM236 20H238V19H235V20H234L235 23H237V22L240 23V21H237V22H236ZM245 20H246V19H245ZM245 20H244V21H245ZM247 20H248V18H247ZM115 21H116V20H115ZM130 21H131V20H130ZM164 21H166V20H164ZM205 21H206V19H205ZM213 21H214V20H213ZM234 21H233V22H234ZM241 21H242V20H241ZM143 22H144V21H143ZM215 22H216V21H215ZM226 22H227V21H226ZM116 23H117V22H116ZM131 23H132V22H131ZM196 23H197V22H196ZM217 23H218V22H217ZM229 23H230V22H229ZM245 23H246V22H245ZM118 24H119V23H118ZM143 24H144V23H143ZM205 24H206V23H205ZM243 24H244V23H243ZM247 24H249V23H247ZM256 24H257V25H256ZM197 25H198V24H197ZM200 25H202V24H200ZM235 25H236V24H235ZM4 26H5V25H4ZM123 26H124V25H123ZM207 26H209V25H207ZM237 26H238V25H237ZM239 26H240V25H239ZM121 27H122V26H121ZM143 27H144V26H143ZM222 27H223V26H222ZM243 27H244V26H243ZM5 28H6V27H5ZM131 28L133 29L132 26H131ZM146 28H147V26H146ZM172 28H173V27H172ZM211 28H212V27H211ZM220 28H221V27H220ZM240 28H241V27H240ZM223 29H224V28H223ZM246 29L248 30V28H246ZM259 29H260V28H259ZM0 30H1L0 33H1V35L3 36V38H4L5 40H7L8 42L12 43V39H11V37L5 33L6 31H4V28H2L1 25H0ZM6 30H7V32H8V29H7V28H6ZM123 30H124V29H123ZM142 30H143V29H142ZM144 30H145V29H144ZM173 30H174V29H173ZM135 31H136V30H135ZM137 31H138V30H137ZM150 31H151V30H150ZM158 31H159V30H158ZM166 31H167V30H166ZM258 31H259V30H258ZM144 32H145V31H144ZM144 32H143V33H144ZM171 32H172V30H171ZM177 32H178V31H177ZM254 32L256 33L257 31H254ZM263 32H264V30H263ZM172 33H173V32H172ZM257 33L260 34V32H257ZM11 34H12V33H11ZM121 34H122V33H121ZM177 34H178V33H177ZM245 34H246V32H245ZM251 34H252V33H251ZM126 35H127V34H126ZM229 35H230V34H229ZM142 36H143V35H142ZM155 36H156V35H155ZM155 36H154V37L152 36V37L155 39ZM168 36H169V35H168ZM171 36H172V35H171ZM240 36H241V35H240ZM13 37H14V36H13ZM117 37H118V35H117ZM120 37H121V36H120ZM145 37H146V36H145ZM148 37H149V36H148ZM180 37H181V36H180ZM214 37H215V36H214ZM232 37H235V36L233 35ZM251 37H252V36H251ZM258 37H259V36H258ZM156 38H157V37H156ZM181 38H182V37H181ZM216 38H217V37H216ZM261 38H262V37H261ZM126 39H127V38H126ZM147 39H148V38H147ZM158 39H159V37H158ZM158 39H157V41H156V39H155V42H156V43L158 42ZM164 39H165V38H164ZM175 39H176V38H175ZM178 39H179V38H178ZM14 40H15V39H14ZM122 40H123V42H124V39H122ZM169 40H170V39H169ZM248 40H249V39H248ZM256 40H257V39H256ZM259 40H260V39H259ZM262 40H263V39H262ZM118 41H119V40H118ZM149 41H150V40H149ZM189 41H190V40H189ZM228 41H229V40H228ZM119 42H120V41H119ZM126 42H127V41H126ZM159 42H162V41H159ZM180 42H181V41H180ZM226 42H227V41H226ZM238 42H239V41H238ZM241 42H242V40H241ZM13 43H14V42H13ZM15 43H16V42H15ZM156 43H154V45H156ZM251 43H252V42H251ZM161 44H163V43H161ZM167 44H168V43H167ZM226 44H227V43H226ZM252 44H253V43H252ZM118 45H119V44H118ZM123 45H124V43H123ZM158 45H159V43H158ZM195 45H196V44H195ZM230 45H231V44H230ZM120 46H121V44H120ZM145 46H146V45H145ZM148 46H149V45H148ZM160 46H161V45H160ZM216 46H217V45H216ZM240 46H241V45H240ZM19 47H20V46H19ZM126 47H128V46H126ZM157 47H158V46H157ZM162 47H165V45L162 46ZM200 47H201V46H200ZM245 47H246V46H245ZM259 47H260V46H259ZM120 48H121V47H120ZM128 48H129V47H128ZM147 48H148V47H147ZM247 48H248V47H247ZM162 49L165 50V49H167V47L162 48ZM188 49H189V47H188ZM128 50H129V49H128ZM154 50H155V49H154ZM159 50H161V49L159 48ZM242 50H244V49H242ZM155 51H156V50H155ZM190 51H191V50H190ZM194 51H195V50H194ZM126 52H127V51H126ZM170 52H171V51H170ZM176 52H177V51H176ZM232 52H233V51H232ZM237 52H238V51H237ZM163 53L165 54V51H163ZM238 53H239V52H238ZM122 54H123V53H122ZM127 54H129V53H127ZM168 54H169V53H168ZM172 54H173V52H172ZM195 54H196V53H195ZM207 54L209 55V53H207ZM245 54H246V53H245ZM153 55H154V53H153ZM156 55H157V54H156ZM160 55H162V54H160ZM173 55H174V54H173ZM237 55H238V54H237ZM243 55H244V54H243ZM158 56H159V55H158ZM164 56L166 57L167 55H164ZM164 56H163V57H164ZM226 56H227V55H226ZM238 56H239V55H238ZM156 57H157V56H156ZM156 57H155V58H156ZM168 57H170V55H168L167 58H168ZM171 57H173V56L171 55ZM174 57H175V56H174ZM192 58H193V57H192ZM211 58H212V57H211ZM215 58H216V57H215ZM169 59H171V58H169ZM169 59H168V60H169ZM219 59H220V57H219ZM242 59H243V58H242ZM255 59H256V58H255ZM133 60H134V59H133ZM133 60H132V58H131V56H130V54H129V61H128V62H130V64H135V62H134ZM166 60H167V59H166ZM208 60H209V59H208ZM244 60H246V59H244ZM211 61H212V60H211ZM217 61H218V60H217ZM217 61H215V62H217ZM222 61H223V60H222ZM122 62H123V61H122ZM128 62H127V64H126V66L128 65ZM238 62H239V61H238ZM157 63H158V62H157ZM162 63H163V62H162ZM169 63H170V62H168V64H169ZM217 63H218V62H217ZM219 63H221V62H219ZM219 63H218V64H219ZM229 64H230V63H229ZM121 65H123V64H121ZM158 65H159V64H158ZM222 65H223V64H222ZM222 65H221V66H222ZM232 65H233V64H232ZM126 66H125V69L127 68ZM129 66H130V65H129ZM134 66H135V65H134ZM137 66H138V64H137ZM169 66H170V64H169ZM178 66H179V65H178ZM227 66H228V65H227ZM257 66H258V65H257ZM131 67H132V65H131ZM135 67H136V66H135ZM135 67H134V68H135ZM138 67H139V66H138ZM138 67H136V68H138ZM173 67H174V66H173ZM190 67H191V66H190ZM244 67H245V66H244ZM132 68H133V67H132ZM132 68H129V69L132 70ZM139 68H140V67H139ZM251 68H252V67H251ZM114 69H115V68H114ZM236 69H237V68H236ZM121 70H122V69H121ZM126 70H127V69H126ZM126 70H124L125 72H121V73H123V75H127V74H126V73H127ZM138 70H140V69H138ZM142 70H143V68H142ZM171 70H172V69H171ZM173 70H174V69H173ZM219 70H220V68H219ZM87 71H88V70H87ZM95 71H96V70H95ZM223 71H224V70H223ZM137 72H138V71H137ZM146 72H147V71H146ZM146 72H145V73H146ZM182 72H183V71H182ZM48 73H49V72H48ZM88 73L91 74L92 72H88ZM100 73H101V72H100ZM100 73H98V74L96 73V75H99ZM111 73H112V72H111ZM124 73H125V74H124ZM135 73H136V72H135ZM142 73H143V71H142ZM142 73H141V74H142ZM262 73H263V71H262ZM84 74H85V73H84ZM90 74H89V76L87 75V77H89V78L91 79L92 86H91V85H89V86H90L93 90L98 91L99 94H101L103 91L106 92V89H108V88L105 87V84L102 83V82H101V83H98V82H100V81L98 80V78H101V77H97V78H96V76L94 75V73H93L92 75H90ZM117 74H118V73H116V74L114 73V75H117ZM119 74H120V73H119ZM119 74H118V75H119ZM184 74H185V73H184ZM215 74H216V73H215ZM114 75H112V77H114ZM120 75H122V74H120ZM123 75H122L121 77H123V79H124L125 81H128V79L124 78ZM128 75H129V74H128ZM132 75H133V74H132ZM180 75H181V74H180ZM142 76H143V75H142ZM173 76H174V75H173ZM85 77H86V76H85ZM118 77H119V76H118ZM121 77H119V78L122 79ZM127 77H129V76H127ZM130 77H131V76H130ZM130 77H129V78H130ZM245 77H246V76H245ZM251 77H252V76H251ZM89 78H88V79H89ZM133 78H134V77H132L131 79H133ZM140 78H141V77H140ZM211 78H212V77H211ZM101 79H102L101 81H103V79H104V81H107V79L105 80L104 77L101 78ZM110 79H111V78H110ZM114 79L116 80V78H113V80H112V79H111V80L113 81V84L115 85V82H116V81H114ZM174 79H175V78H174ZM191 79H192V77H191ZM134 80H135V82H136L138 79H133V82H134ZM139 80H140V79H139ZM142 80H143V79H142ZM55 81H56V80H55ZM108 81H110L109 78H108ZM112 81H111V82H112ZM120 81H121V80H120ZM120 81H119V82H120ZM125 81H124L123 83H125ZM140 81H141V80H140ZM140 81H138V82H140ZM151 81H153V80H151ZM138 82H136V83H138ZM105 83H106V82H105ZM108 83H109V82H108ZM123 83H122V84H123ZM136 83H134V86H135ZM179 83H180V82H179ZM230 83H231V82H230ZM65 84H66V83H65ZM110 84H112V83H109V85H110ZM113 84H112V85H113ZM117 84H118V79H117ZM119 84H120V83H119ZM119 84H118V85H115V87H116V86L118 87V86L122 85V84H120V85H119ZM176 84H177V83H176ZM184 84H185V83H184ZM63 85H64V84H63ZM87 85H88V84H87ZM101 85H102V86H101ZM103 85H104V87H103ZM107 85H108V84H106V86H107ZM109 85H108L107 87H109ZM112 85H111V86H112ZM123 85H125V84H123ZM123 85H122V86H123ZM136 85H137V84H136ZM146 85H147V84H145L144 82H143V83H138V87H143V88H144V87H147ZM180 85H181V83H180ZM89 86H88V87H89ZM122 86H120V88H121ZM153 86H154V85H153ZM156 86H157V85H156ZM158 86H159V85H158ZM202 86H203V85H202ZM60 87H61V86H60ZM66 87H67V86H66ZM71 87H73V86H71ZM100 87H101V90H100ZM102 87H103V88H102ZM64 88H65V87H64ZM73 88H74V87H73ZM104 88H105V90H104ZM118 88H119V87H118ZM134 88H137V86H135ZM143 88H141V89L138 88V89H140L141 91L146 89V88H144V89H143ZM199 88H200V87H199ZM248 88H249V87H248ZM87 89H88V88H87ZM147 89H149V87H148ZM209 89H210V88H209ZM244 89H245V88H244ZM249 89H251V88H249ZM66 90H67V89H66ZM89 90H91V89H89ZM99 90H100V91H99ZM102 90H103V91H102ZM112 90H113V89H112ZM136 90H137V89H136ZM157 90H158V89H157ZM259 90H260V89H259ZM109 91H110V90H107V92H109ZM146 91H147V90H146ZM149 91H151V90H149ZM256 91H257V90H256ZM91 92H92V91H91ZM100 92H101V93H100ZM105 92H103V93H105ZM115 92H116V91H114L113 93L115 94ZM122 92H123V90H122ZM122 92H121V93H122ZM124 92H125V91H124ZM136 92H138V91H136ZM139 92H140V91H139ZM139 92H138V93H139ZM142 92L145 93V96L147 95L145 91H142ZM142 92H141V93H142ZM151 92H153V91H151ZM64 93H65V92H64ZM64 93H63V94H64ZM93 93H94V92H92V94H93ZM103 93H102V94H103ZM110 93H111V91H110ZM110 93H109V95H110ZM113 93H112V95H113ZM127 93H128V91H127ZM127 93H126V94H127ZM138 93H137V94H138ZM153 93H155V92H153ZM153 93H151V94L154 95ZM199 93H200V92H199ZM260 93H261V92H260ZM78 94H79V93H78ZM81 94H82V93H81ZM118 94H119V92L117 93V95H118ZM124 94H125V93H124ZM126 94H125V96H123V97L127 98L126 96H128V95H126ZM148 94H149V96H151L150 93H148ZM155 94H157L156 96H157V98H159L158 103L161 102L160 104H162L163 107H161V105H160V107L162 108V110H161V108L158 107V104H157V107L160 108V110H159L158 108L155 107L156 105H154L155 108H152V109H155L154 112H156V110H158V111H160V112L162 111L161 113H163V114H164V113H165V114H168V116H169L170 119L172 120V122H173L174 126L176 127V129H180V132H178L177 134L175 133V131H173V133L176 134V135H171V136H175V137H176V136L178 135L177 137L181 138V139H179L180 141H181L182 139H183L184 141H185V140H189L188 137H190V139H192V138L194 137L195 139L193 138V141L197 139L196 137H200L201 139H203V135H204V134L202 135L203 132H202L201 134H200L199 132L196 133V131H194V130H192V129L186 127V126H184V124L182 123V121H180L181 118H180V119L178 118L177 113L180 111L179 113L181 114V113L183 112V109H182V108H184V106H185L186 109L189 108V107H186L185 103H184V106H182L183 103H182V101H179V99H177V100H176V98H175V99H172V98H171L172 96H171V97H170V96L168 97L167 95L162 96L163 94L159 95V93H155ZM76 95H77V94H76ZM115 95H116V94H115ZM120 95H121V94H119V96H120ZM258 95H259V94H258ZM67 96H68V94H67ZM96 96H97V95H96ZM110 96H111V95H110ZM121 96H122V95H121ZM130 96H131V94H130L128 97H130ZM142 96H143V95L141 94L140 97H142ZM147 96H148V95H147ZM154 96H155V95H154ZM176 96H177V95H176ZM199 96H200V95H199ZM64 97H66V96H64ZM87 97H88V96H87ZM104 97H106V94H105ZM111 97H112V96H111ZM131 97H132V96H131ZM151 97H152V96H151ZM201 97H202V96H201ZM70 98H71V97H70ZM77 98H78L77 100H76V98H73V99H75V100H73V101H75L76 104L78 103V104H77L78 106H81L82 104H79V103H81V101H80V100H81V97L78 96ZM79 98H80V99H79ZM106 98H107V97H106ZM112 98H113V97H112ZM116 98H119V99H117L116 101L113 100L114 98L110 100V101L113 100V102H115L114 105H115L117 102H120V97H116ZM116 98H115V99H116ZM142 98H143V97H142ZM157 98H156V99H157ZM177 98H178V97H177ZM199 98H200V97H199ZM64 99H65V98H64ZM127 99H128V98H127ZM130 99H131V98H130ZM148 99L151 100L150 97H149ZM254 99H255V98H254ZM66 100H68V97L66 98ZM122 100L125 102L124 99H122ZM143 100H144V98H143ZM153 100H154V99H153ZM128 101H129V100H128ZM141 101H142V100H141ZM260 101H261V100H260ZM133 102H136V101H133ZM137 102H138V101H137ZM137 102H136V103H137ZM145 102H147V101L145 100ZM145 102H142V103H145ZM151 102H152V101H151ZM82 103H83V102H82ZM122 103H123V102L121 101V105H120V107L122 106ZM125 103H126V102H125ZM125 103H124V105H126ZM130 103H131V102H130ZM130 103H129V104H130ZM138 103H139V102H138ZM147 103L150 104L149 101H148ZM152 103H153V102H152ZM152 103H151V104H152ZM84 104H85V103H84ZM119 104H120V103H119ZM119 104H118V105H119ZM127 104H128V103H127ZM133 104H134V103H133ZM145 104H146V103H145ZM210 104H211V103H210ZM118 105H117V106H118ZM124 105H123V108H121L122 110L125 109V108H124ZM130 105H131V104H130ZM130 105H129V106H130ZM134 105H135V106H133V108H131V109H133V111H134V107H136V108H138V109L140 108V111H141V108H142L141 105L138 104L139 107H138L136 104H134ZM142 105H143V104H142ZM78 106H77V107H78ZM126 106H127V105H126ZM131 106H132V105H131ZM143 106H144V105H143ZM146 106H150V105H147V104H146L145 107H146ZM204 106H205V105H204ZM261 106H262V105H261ZM84 107H85V106H84ZM115 107H116V106H115ZM120 107H119V108L117 107V108L119 109V111L121 110ZM136 108H135V109H136ZM185 108H184V110H185ZM86 109H87V108H86ZM142 109H143V108H142ZM146 109H148V108H146ZM146 109H145V110H146ZM163 109H164L165 112H163ZM204 109H205V108H204ZM78 110H79V109H78ZM80 110H81V109H80ZM122 110L120 111L121 114H122V112H123ZM126 110H129V108H126ZM136 110H137V109H136ZM200 110H201V109H200ZM258 110H259V109H258ZM115 111H116V110H115ZM124 111H125V110H124ZM129 111H130V110H129ZM133 111H132V112H133ZM148 111H149V110H148ZM158 111H157L156 113H158ZM191 111H192V110L189 109L190 114H188V112H187V114H188L187 116H186V113H185V114L183 113L182 115H185L186 117H188V116L190 115V118H191V116H192V118H193L194 120H196V122L198 121V123L200 122L201 124L204 123V124H205L204 127L207 128L206 132L209 131L208 129H210L211 132H212V130L216 131L217 134L213 133L214 131L212 132L213 134H212V133H211V134H212L213 136H217V137H218V140H219V138H220L219 136L223 135L222 133H221V135H220V133H218V132H220L221 127L219 126L220 129H217L215 126L211 125L212 122H211V123H208V121L210 122V118H211L210 116L208 117V116H206V115L204 114L207 118H209V119H205L204 117H203V118L201 117V116H204L202 112H201L202 115L200 114V116H199V115L196 114V113H197L196 110H194V111H196L195 114L192 113ZM84 112H85V111H84ZM130 112H131V111H130ZM152 112H153V111H152ZM184 112H186V110H185ZM204 112H205V111H204ZM126 113H127V112H124L123 114H126ZM134 113H136V112L134 111ZM134 113H133V114H134ZM199 113H200V111H199ZM199 113H198V114H199ZM131 114H132V113H131ZM131 114H128V115L133 116V115H131ZM147 114H148V113H147ZM150 114H151V115H150ZM150 114H149V115H150V117H151V116H152V113H150ZM163 114H162V116H163ZM165 114H164V116H165ZM180 114H179V116H180ZM208 114H209V113H208ZM149 115H148V116H149ZM157 115L159 116L160 114H157ZM182 115H181V116H182ZM87 116H88V115H87ZM158 116H156V114H155V116H154V114H153V117H154V118H155V117L158 118ZM162 116H161V120H162V118H164V116H163V117H162ZM181 116H180V117H181ZM185 116H184V117H185ZM134 117H135V116H133V118H134ZM153 117H152V118H153ZM186 117H185V119H184L185 122L187 121L186 119H189V117H188V118H186ZM89 118H90V117H89ZM152 118H151L150 121L155 120V119H152ZM165 118H166V117H165ZM192 118H191V119H192ZM229 118H230V117H229ZM131 119H132V118H131ZM131 119H130V120H131ZM135 119H136V117H135ZM135 119H134V120H135ZM182 119H183V118H182ZM182 119H181V120H182ZM204 119H205V120H204ZM159 120H160V118H159ZM159 120H156V121L160 122L161 120H160V121H159ZM164 120H165V119H164ZM184 120H183V121H184ZM189 120H190V119H189ZM194 120H192L193 122L190 120L191 122H190L189 124L194 123ZM140 121H141V120H140ZM150 121H149V120H148V121L146 120L147 124H148V122H150ZM165 121H166V120H165ZM133 122H134V121H133ZM142 122H143V124L145 125L144 121H141V123H142ZM162 122H163V120H162ZM188 122H189V121H188ZM90 123H91V122H90ZM95 123H96V122H95ZM137 123H138V122H137ZM139 123H140V122H139ZM141 123H140V124H141ZM87 124H88V123H87ZM143 124H142V125H143ZM147 124H146V125H147ZM149 124H152V123H149ZM149 124H148V126H149ZM157 124H160V125H161V123H157ZM168 124H169V122H168ZM196 124H197V123H196ZM201 124H200V125H201ZM204 124H203V125H204ZM213 124H215V123L213 122ZM88 125H89V124H88ZM146 125H145V126H146ZM163 125H165L166 127H168V126L170 127V125L167 126V122H166L165 124H163ZM194 125H195V123H194ZM203 125H201V126H203ZM148 126H147V127H148ZM165 126H164V127H165ZM206 126H207V127H206ZM120 127H121V126H120ZM142 127H143V126H142ZM158 127H159V126H158ZM172 127H173V126H172ZM204 127H203V128H204ZM74 128H75V127H74ZM110 128H111V127H110ZM144 128H145V127H144ZM148 128H149V127H148ZM148 128H147V130H148ZM152 128H153V127H150L149 130L152 129ZM154 128H155V127H154ZM203 128H202V129H203ZM234 128H236V127H234ZM125 129H126V128H125ZM156 129H157V128H156ZM161 129H162V127H161ZM167 129H169L168 131H170V129L172 130L173 128H167ZM181 129H182V131H181ZM202 129H201V130H202ZM229 129H230V128H228V130H229ZM128 130H129V129H128ZM153 130H154V129H153ZM153 130H152L151 133H153ZM158 130H159V128L157 129V131H158ZM163 130L165 131L166 129H163ZM163 130H160L161 133L158 131V133H160V135L162 136L163 140H164V137H166L165 139L168 141V140L170 139V137H168L169 139L167 138V136H168V135L166 136L167 133H166V134L164 133L165 136L163 137V132H164ZM218 130H219V131H218ZM150 131H151V130H150ZM154 131H155V130H154ZM157 131H156V132H157ZM162 131H163V132H162ZM166 131H167V130H166ZM203 131H204V130H203ZM210 131L208 132L209 134H210ZM64 132H65V131H64ZM156 132H155V133H156ZM170 132H172V131H170ZM95 133H96V132H95ZM129 133H131V131H129ZM129 133H128V134H129ZM158 133H156V134H157L156 136H158ZM224 133H225V132H224ZM124 134H125V133H124ZM205 134H206V133H205ZM230 134H231V133H230ZM63 135H64V133H63ZM154 135H155V134H154ZM160 135H159V136H160ZM207 135H208V134H207ZM218 135H219V136H218ZM225 135H226V134L223 135V136H224V139L227 138V136H225ZM228 135H229V134H228ZM235 135H238V133H237V134L235 133L234 136H235ZM59 136H62V134L59 135ZM66 136H67V135L65 134V137H66ZM68 136H69V135H68ZM129 136H130V135H129ZM149 136H150V135H149ZM152 136H153V134H151V137H152ZM156 136H155V137H156ZM169 136H170V133H169ZM195 136H196V137H195ZM230 136H231V135H230ZM230 136H229V137H230ZM242 136H243V135H242ZM242 136H241V134H240L241 139H239V140L237 139V140H238V141L243 140V141L245 142V143H244L245 145H246L248 142H249L248 144H250V143H252V142L254 141L253 139H252V141H251V140H250L251 138H249V140H247L248 138H247V139H243ZM91 137H93V136H91ZM97 137H98V136H97ZM153 137H154V136H153ZM155 137H154V138H155ZM175 137H173V138H175ZM225 137H226V138H225ZM229 137H228L227 139H229ZM231 137H232V136H231ZM235 137H236V136H235ZM62 138H63V137H62ZM66 138H67V137H66ZM66 138H65V139H66ZM95 138H96V137H95ZM98 138H100V137H98ZM159 138H160V137H159ZM159 138H158V141H157V142L160 141L161 138H160V139H159ZM215 138H216V137H215ZM215 138H214V139H215ZM222 138H223V137H221V139H220L221 141H222ZM232 138H233V137H232ZM237 138H238V136H237ZM67 139H68V138H67ZM93 139H94V138H93ZM93 139H92V141H93ZM96 139H97V138H96ZM120 139H121V138H120ZM123 139H124V138H123ZM171 139H172V137H171ZM171 139H170V140H171ZM177 139H178V138H177ZM208 139H209V138H208ZM216 139H217V138H216ZM224 139H223V140H224ZM235 139H236V138H235ZM254 139H255V138H254ZM60 140L64 141V143H65V142H69V141H67V140H63V139H60ZM69 140H70V139H69ZM83 140H84V139H83ZM101 140H102V139H101ZM108 140H109V139H108ZM113 140H114V139H113ZM127 140H128V139H127ZM170 140H169V141H170ZM175 140H176V139H175ZM175 140H174V141H175ZM197 140H198V139H197ZM197 140H196V142H197ZM211 140H212V139H211ZM220 140H219V142L215 140L216 144H217V142L220 143ZM229 140L233 141L231 138H230ZM97 141H98V140H97ZM119 141H120V140H119ZM167 141H163V142L165 143V142H167ZM172 141H173V140H172ZM172 141H170V142H172ZM177 141H178V140H177ZM180 141H179V142H180ZM184 141H183V143H184ZM193 141L191 140V142H193ZM202 141H203V140H201L200 143H199V142H198V143L193 142V144L196 143V144H194V146L197 145V144H199V145L201 146V144H202L205 140H204L203 142H202ZM225 141H226V140H224L223 143H225ZM227 141H228V140H227ZM227 141H226V142H227ZM231 141H228V143L231 142ZM73 142H74V141H73ZM93 142H94V141H93ZM107 142H108V141H107ZM113 142H114V141H113ZM122 142H123V140H122ZM122 142H120V143H122ZM160 142H161V141H160ZM170 142H168V143H170ZM179 142H178V143H179ZM188 142H189V141H188ZM201 142H202V143H201ZM208 142H209V141L207 140V143H208ZM212 142H213V144H214V141H212ZM233 142H234V141H233ZM102 143H103V142H102ZM111 143H112V142H111ZM115 143H116V142H114V146L116 147ZM120 143H119V144H120ZM164 143H162V144L164 145ZM168 143L166 144L167 146H169ZM173 143H174V142H173ZM173 143H171V144H173ZM178 143H177V144H178ZM180 143L182 144V141H181ZM180 143H179V144H180ZM185 143H186V141H185ZM205 143H206V141L204 142V144H205ZM234 143H235V142H234ZM234 143H231V144L229 143V144L232 145L233 147H234V145H237V146H235L234 148H236V147H237V148L239 147V149L241 148L240 143H238L240 146L237 144V142H236L235 144H234ZM241 143H243V142H241ZM96 144H97V143H96ZM107 144H108V143H107ZM117 144H118V142H117ZM171 144H170V145H171ZM174 144H176V141H175ZM174 144H173V145H174ZM187 144H188V143H187ZM189 144H190V143H189ZM189 144H188V145H189ZM216 144H214V145L216 146ZM233 144H234V145H233ZM244 144H243V145H244ZM254 144H255V142L253 143V146H254ZM65 145H66V144H65ZM70 145H71V143H70ZM109 145H110V144H109ZM112 145H113V144H112ZM166 145H165V146H166ZM205 145H206V144H205ZM205 145L203 146V147H204V148H203L204 150H206V149L209 148V147H207V146H209V145H206V146H205ZM218 145H219V144H217V146H216L217 150H218L219 147H221V149H222V143H220V146H218ZM245 145H244V146H245ZM251 145H252V144H251ZM72 146H73V147H72ZM72 146H70V147L74 148V146H76V144H74V145H72ZM97 146H98V145H97ZM123 146H124V145H123ZM125 146H126V145H125ZM128 146H129V145H128ZM179 146H181V145H178L176 149H179V148H180ZM215 146H214V148H215ZM224 146H225V145H224ZM65 147H67V146H65ZM77 147H78V146H77ZM102 147H103V146H102ZM108 147H109V146H108ZM110 147L115 148V147H113V146H110ZM133 147H135V146H133ZM137 147H138V146H137ZM169 147H170V146H169ZM171 147H172V145H171ZM171 147H170V152L172 151V150H171ZM190 147H191V146H190ZM192 147H193V146H192ZM198 147H199V146H197V147L195 146V148L193 147V148H194L193 151H194V150L196 151V148H198ZM206 147H207V148H206ZM247 147H248V146H247ZM249 147H250V146H249ZM72 148H70V150H71ZM106 148H107V147H106ZM118 148H119V147H118ZM118 148H117V149H118ZM124 148H125V147H124ZM126 148H127V147H126ZM130 148H131V147H130ZM173 148H175V147H173ZM182 148H183V146H182ZM188 148H189V146H188ZM210 148H211V147H210ZM214 148H212V150H213ZM243 148H244V147H243ZM254 148H255V147H254ZM74 149H75V148H74ZM74 149H73V150H74ZM103 149H104V148H103ZM108 149H109V148H108ZM110 149H111V148H110ZM122 149H123V148H122ZM166 149H167V148H166ZM201 149H202V146H201ZM223 149H224V147H223ZM223 149H222V150H223ZM239 149H238V150H239ZM251 149H253V148H251ZM120 150H121V149H120ZM123 150H124V149H123ZM128 150H130V149H128ZM141 150H142V149H141ZM189 150H191V148L188 149V151H189ZM209 150H210V149H208V151H209ZM214 150H216V149H214ZM214 150H213V151H214ZM219 150H220V148H219ZM222 150H221V153H222V155H223V152H225V151H224V150L222 151ZM243 150H244V149H242V150L240 149V150L237 151V152H239V153L241 154L242 152H240V151H243ZM75 151H77L76 153L78 154L79 149H76ZM80 151H81V150H80ZM131 151H133V150H131ZM135 151H136V150H135ZM135 151H133V152H135ZM143 151H145V150H143ZM173 151L176 153V151H178V150L175 151V149H173ZM173 151H172V152H173ZM181 151H182V152H181V155H182L184 150H181ZM197 151H198V150H197ZM197 151H196V152H197ZM199 151H200V150H199ZM199 151H198V152H199ZM206 151H207V150H206ZM210 151H211V150H210ZM244 151H245V150H244ZM67 152H68V151H67ZM71 152H72V151H71ZM170 152H168L169 154L165 153L166 156L169 155V157L171 156V158H172V157L175 158V157L177 156V154L180 152V150H179V152H178L177 154H175V153L173 152V155L175 154L176 156H175V155L172 156V153H171V155H170ZM185 152H186V151H185ZM200 152H202V151H200ZM200 152H199V153H200ZM204 152H205V151H204ZM250 152H251V151H250ZM72 153H73V152H72ZM74 153H75V152H74ZM74 153H73V155H74ZM138 153H139V152L137 151V154H138ZM152 153H153V152H151V154H149V155H152ZM199 153H198V154H199ZM218 153H220V151H219ZM226 153H227V152H226ZM243 153H245V152H243ZM251 153H252V152H251ZM65 154H66V153H65ZM77 154H76V155H77ZM153 154H155V153H153ZM192 154H193V153H192ZM194 154H195V153H194ZM209 154H211V152H209ZM209 154L207 153L206 155H209ZM237 154H238V153H237ZM252 154H253V153H252ZM129 155H130V154H129ZM142 155H143V154H142ZM142 155H141V156H142ZM149 155H148V156H149ZM162 155L164 156V154H162ZM189 155H190V153H189ZM189 155H188L189 158H187L188 160H190V156H189ZM200 155H203V154L201 153ZM200 155H199V156H200ZM206 155H205V153H204V156H203V157H205ZM216 155H217V154H216ZM216 155H215V156H216ZM219 155H220V154H219ZM225 155H227V154H225ZM243 155H244V154H243ZM78 156H79V155H78ZM146 156H147V153H146ZM146 156H143V157H146ZM148 156H147L146 158H148ZM156 156H159V157H160V154H159V155H153L154 158H157ZM163 156H162V157H163ZM166 156H164V157H166ZM191 156H193V155H191ZM194 156H197V155L195 154ZM194 156H193V158H194ZM215 156L210 155V157H215ZM223 156H224V155H223ZM239 156H240V155H239ZM239 156H238V157H239ZM245 156H248V155H245ZM262 156H263V155H262ZM62 157H63V156H62ZM68 157H69V156H68ZM68 157H67V158H68ZM134 157H136V156L134 155ZM138 157H139V156H138ZM151 157H152V156H151ZM151 157H150V159L148 158V159H149V163H150L151 160H152V162H153V161H156L155 163H157V159H158V161H159L160 159H161V161L164 159V161L166 162L165 158H160V159H159V157H158L157 159H154V160H153V158L151 159ZM178 157H181V156H179V154H178V156H177L175 159L173 158V160L176 161V159H177ZM201 157H202V156H201ZM201 157H200V159H201ZM207 157H208V156H207ZM207 157H206L205 159H208V158H209V157H208V158H207ZM216 157H217V156H216ZM242 157H243V156H242ZM248 157H249V156H248ZM248 157H246V158H248ZM254 157H255V156H254ZM256 157H257V156H256ZM18 158H19V157H18ZM18 158H17V159H18ZM69 158H70V157H69ZM69 158H68V159H69ZM78 158H79V157H78ZM140 158H141V157H140ZM167 158H168V157H167ZM171 158H170V159H171ZM182 158H184V157H181V159L179 158V160H181V162L184 164L185 161H187V160H185V161L183 162V161H182ZM195 158H196V157H195ZM195 158H194V159H195ZM198 158H199V157H198ZM218 158L223 159L224 157H222V156L220 155ZM218 158H215L214 160H216V159H218ZM225 158H226V156H225ZM244 158H245V157H244ZM250 158H251V157H250ZM250 158H249L250 161L248 160V161H249V164H250L251 159H252V158H251V159H250ZM257 158H258V157H257ZM21 159H22V158H21ZM21 159H20L19 161L17 160L18 162H20V164H17V163H15V164H17V166L20 165L19 168H21L22 170H26V171H27L28 169H31L32 166H36V168H37V165H39V164L34 165L35 162H34V163L32 162V166H31V162H28V160L25 161L24 159H23V160L25 161V163H27V165H26L24 162H23V164H22V163H21ZM80 159L82 160V158H80ZM83 159H84V158H83ZM137 159L139 160V158H137ZM148 159H146V161H148ZM202 159H204V158H202ZM240 159H242V158L240 157ZM3 160H5V159H3ZM23 160H22V161H23ZM74 160H76V159H74ZM78 160H79V159H78ZM78 160H77V161H78ZM140 160H142V158H141ZM168 160H169V159H168ZM210 160H211V158H210ZM229 160H230V159H229ZM244 160H245V159H242V162H244ZM246 160H247V159H246ZM246 160H245V161H246ZM252 160H253V159H252ZM254 160H255V159H254ZM254 160H253V161H254ZM256 160H257V159H256ZM17 161H16V162H17ZM68 161H71V160H68ZM161 161H160V162H161ZM164 161H162V162L165 163ZM169 161H170V163H169ZM169 161H167V163H168V164H171L172 160H169ZM175 161H173L172 164H173ZM195 161H196V160H195ZM195 161H194V162H195ZM198 161H199V160H198ZM198 161H197V162H198ZM206 161H209V159H208V160H205L204 162H206ZM217 161H218V160H217ZM223 161H225V160H223ZM223 161H221V162H223ZM6 162H7V161H6ZM8 162H9V161H8ZM85 162H86V161H85ZM85 162H84V163H85ZM201 162H202V160H201ZM212 162H213V161H212ZM212 162H211V163L209 162L210 165L213 164ZM215 162H216V161H215ZM221 162L218 161V162H216V164L219 163L218 166H219L220 164L222 165ZM230 162H231V161H230ZM254 162H255V161H254ZM28 163H29V165L31 166V168H30V166H28ZM73 163H74V162H73ZM79 163H80V162H79ZM147 163H148V162H147ZM167 163H166V164H167ZM187 163H190V168H191V169H192V168H193V169L196 168V166H195V165H196V162H195V164H194V163H192L191 161H187ZM199 163H200V162H199ZM199 163H198V164H199ZM202 163H203V162H202ZM209 163H208V162H207V163H203V165H205V164L207 165V164H208V165H207V166H208V168H207L208 170L211 168V166H210V168H209ZM227 163H228V162H227ZM227 163H226V165H227ZM245 163H247V165H245L244 163L233 165L234 163H232V166H233V169H235V171H236L235 173H237L236 177L240 175L241 178H245L246 180H248V179H249L248 176L251 175V174H248V173H249L250 171H253V170H251V169H249V168H248L249 170H247L246 166H248V162H245ZM9 164H10V163H9ZM77 164H78V163H77ZM77 164H76V165H77ZM85 164H86V163H85ZM153 164H154V162H153ZM158 164H159V163H158ZM158 164H157V165H158ZM253 164H254V163H253ZM253 164H252V166H253ZM40 165H41V164H40ZM40 165H39V166H40ZM81 165H82V164H81ZM86 165H87V164H86ZM150 165H151V164H149V166H150ZM187 165H188V164H187ZM199 165H200V164H199ZM203 165H202V166H203ZM214 165H215V164H214ZM228 165H229V164H228ZM228 165H227V166H228ZM230 165H231V164H230ZM243 165H244V166H243ZM10 166H11V165H10ZM39 166H38V168H37L36 170L39 169ZM77 166H79V164H78ZM89 166H90V165H89ZM91 166H92V165H91ZM108 166H109V165H108ZM145 166H146V165H145ZM152 166H153V165H152ZM154 166H155V165H154ZM159 166H160V165H159ZM162 166H163V165H162ZM176 166H177V165H176ZM188 166H189V165H188ZM218 166H217V168H216V170H215V171H216L215 173H216V175H217L218 173H219V175H222V174L220 173L221 171H218V172H217ZM232 166H230V169H232ZM234 166H235V168H234ZM194 167H195V168H194ZM19 168H18V169H19ZM42 168H43V166L41 165V166H40V170H42ZM44 168H45V167H44ZM81 168H82L81 170H83V166H81ZM87 168H88V166H87ZM98 168H99V166H98ZM100 168H101V167H100ZM109 168H110V166H109ZM147 168H148V166H147ZM177 168H178V166H177ZM190 168H189V169H190ZM198 168H199V170H202L201 165L198 166ZM198 168H197V169H198ZM200 168H201V169H200ZM212 168H213V165H212ZM34 169H35V168H34ZM34 169H31V170H34ZM73 169H74V168H73ZM76 169H77V168H76V166H75V170H76ZM78 169H79V168H78ZM84 169H85V166H84ZM89 169H91V168L89 167ZM103 169H104V166H103ZM151 169H152V168H151ZM179 169H181V168H179ZM185 169H186V166H185ZM185 169H184V170H185ZM207 169H206L205 166H204V170H206V172H207V173L205 172V174H204V176H205V177H204V180H205L206 177L210 176V175H209L210 172H211L212 176L215 174V173L212 172L215 168H213L211 171L209 170L210 172H209ZM233 169H232V170H233ZM252 169H256V165H255V164H254V168H252ZM14 170H15V169H14ZM40 170H38L37 173H38ZM44 170H45V169H43V171H44ZM75 170H74V171H75ZM79 170H80V169H79ZM87 170H88V169H87ZM184 170L181 169V171H183V173H184ZM195 170H196V169H195ZM199 170H198V171H199ZM204 170H202L203 173H204ZM218 170H219V169H218ZM15 171H16V170H15ZM85 171H86V169H85ZM91 171H92V169H91ZM91 171L89 172L90 174L88 173L89 175H91V173H92V175H93L94 171H92V172H91ZM108 171H109V170H108ZM186 171H187V170H185V172H186ZM193 171H194V170H193ZM196 171H197V170H196ZM198 171H197V172H198ZM228 171L230 172V170H228ZM248 171H249V172H248ZM257 171H258V169H257ZM260 171H261V169H260ZM260 171H259V173L261 174L262 171H261V172H260ZM263 171H264V170H263ZM19 172H20V169H19ZM33 172L35 173V171H33ZM41 172H42V171H41ZM46 172H47V171H46ZM78 172L80 173V171H77V172H74V174L77 173V175H78ZM81 172H84V171H81ZM100 172H101V169H100ZM173 172H174V171H173ZM199 172H200V171H199ZM199 172H198V173H199ZM232 172H233V171H232ZM253 172H254V171H253ZM253 172H252V173H253ZM255 172H256V170H255ZM24 173H25V171H24ZM27 173H28V171H27ZM29 173H30V171H29ZM29 173H28V174H29ZM37 173H35V174H37ZM108 173H110V172H108ZM119 173H120V172H119ZM123 173H124V171H123ZM125 173H127V172H125ZM187 173H189V170H188L185 174H187ZM190 173H191V171H190ZM190 173H189V175H191ZM195 173H196V172H195ZM195 173H192L193 176L196 175ZM200 173H202V172H200ZM200 173H199V174H200ZM235 173L233 172L232 174L235 175ZM257 173H258V172H257ZM259 173L257 174V176H259ZM262 173H263V172H262ZM32 174H33V173H32ZM38 174H40V172H39ZM55 174H56V173H55ZM55 174H54V175H55ZM61 174H62V173H61ZM72 174H73V173H71V175H72ZM74 174H73V175H74ZM81 174H82V173H81ZM81 174H80V175H81ZM180 174H182V173H180ZM185 174H184V176H185ZM194 174H195V175H194ZM199 174H197L198 176H195V177H199ZM206 174H208V175H206ZM33 175H34V174H33ZM62 175H63V174H62ZM65 175H66V174H65ZM123 175H124V174H123ZM127 175H128V173H127ZM252 175H253V174H252ZM252 175H251V176H252ZM261 175H262V174H261ZM19 176H20V174H19ZM23 176H24V175H23ZM27 176H28V175H27ZM66 176H67V175H66ZM75 176H76V175H75ZM84 176H85V174H84ZM84 176H83V177L81 176V177L84 178V179H86L85 183L83 182L84 180H83L82 182H81V181H78V176H77V179L75 178L76 180H73V179H72V180L75 181V182L78 181L79 183H82V185L85 184V186H83V187H84V188H88V192H89V191H92L93 189L95 190V189L98 187V185H100V184H97V183H98V180L94 179L93 176H89L88 180H87V177L85 176V177H86V178H85ZM96 176H97V175H96ZM96 176H95V178H96ZM99 176H100V175H99ZM99 176H98V177H99ZM105 176H106V175H105ZM121 176H122V175H121ZM132 176H133V175H132ZM186 176H188V175H186ZM212 176H211V177H212ZM214 176H215V175H214ZM25 177H26V176H25ZM42 177H43V176H42ZM92 177H93V178H92ZM113 177H114V176H113ZM195 177H194V178H195ZM221 177H222V176H221ZM221 177L219 178V176H217V177L215 178V179H217V178L219 179V180L217 179V180H218L217 182L220 181V183H221V179H222ZM247 177H248V179H247ZM259 177H260V176H259ZM261 177L264 178V174H263ZM82 178H80V179L82 180ZM99 178H100V177H99ZM104 178H105V177H103V180L107 181L106 178H105V179H104ZM116 178H117V177H116ZM119 178H120V177H119ZM121 178H122V177H121ZM138 178H139V176H138ZM177 178H178V177H177ZM177 178H176V179H177ZM184 178H185V177H184ZM186 178H187V177H186ZM194 178H192V177L189 176L188 179H193V180H194ZM213 178H214V177H212V178L209 177V180H211V179H213ZM237 178H238V177H237ZM241 178L239 177V179H241ZM251 178H252V177H250V179H251ZM195 179H196V178H195ZM202 179H203V177H202ZM202 179H201V180H202ZM206 179H207V180H205L204 183H207V182L209 183L208 178H206ZM245 179H244V181H245ZM254 179H255V178H254ZM72 180H71V181H72ZM116 180H118V178H117ZM116 180H115V181H116ZM119 180H120V179H119ZM127 180H128V179H127ZM140 180H141V179H140ZM171 180H172V179H171ZM171 180H170V181H171ZM241 180H242V181H240V180H239V181H240V182H244L243 179H241ZM115 181H114V182L112 181V182L115 183ZM121 181H122V180H121ZM176 181H177V180H176ZM180 181H181V180H180ZM188 181H190V180H188ZM202 181H203V180H202ZM211 181H212V180H211ZM211 181H210V182H211ZM213 181L215 182V184L213 183ZM213 181H212V186H211L212 189H213V187H216V185H217V184H216V180L213 179ZM223 181H224V180H223ZM239 181L236 182V184H234V185L231 186V187H232V188H233L234 186L236 187V185H237V183H239ZM249 181H250V180H249ZM249 181H246V182L248 183ZM251 181H252V180H251ZM75 182H74V183H75ZM116 182H117V183H120V181H116ZM122 182H124V181H122ZM129 182H130V181H129ZM137 182H138V180H137ZM171 182H172V181H171ZM183 182H184V181H183ZM190 182H191V181H190ZM190 182H189V183H190ZM224 182H225V181H224ZM95 183H96L97 187H94ZM117 183H116V184H117ZM124 183H125V182H124ZM168 183H169V182H168ZM187 183H188V182H187ZM187 183H186V184H187ZM201 183H202V182H201ZM220 183H218L220 189H218L219 187H218V188L216 187L217 190H219V191H220L221 189L224 188ZM222 183H223V182H222ZM244 183H245V182H244ZM247 183H246V184H247ZM75 184H78V183H75ZM110 184H111V181H110V183H108V185H110ZM116 184H115V186H114V187H116V188H114V189H115L116 191H117V190L119 191L120 189H117L119 184H118L117 186H116ZM126 184H127V182H126L125 184L121 183L120 185L125 186ZM136 184H137V183H136ZM141 184H142V183H141ZM141 184L138 183V185H141ZM143 184H144V183H143ZM178 184H179V183H178ZM209 184H211V183H209ZM225 184H227V183H225ZM239 184H240V183H239ZM78 185H79V184H78ZM82 185H79V186L81 187ZM106 185H107V184H106ZM106 185H105V186H106ZM120 185H119V188H121ZM127 185H129V184H127ZM187 185H188V184H187ZM199 185H200V184H199ZM207 185H208V184H206V186H207ZM214 185H215V186H214ZM223 185H224V183H223ZM240 185H241V184H240ZM240 185H239V186H240ZM244 185H245V184H244ZM244 185H243V183H242V187H243ZM1 186H2V185H1ZM5 186H6V185H5ZM7 186H8V185H7ZM7 186H6V188H9V187H7ZM100 186H101V185H100ZM103 186H104V185H103ZM110 186H111V187H109V189H111V188L113 189V187H112L113 185L111 184ZM136 186H137V185H136ZM163 186H164V185H163ZM188 186H189V185H188ZM206 186H205V190L207 189V192H208V194H209V192H210L211 189H209L210 187H209V188H208V187L206 188ZM208 186H209V185H208ZM217 186H218V185H217ZM224 186H225V185H224ZM227 186H228V185H226V189H225L223 192H222V190H221L222 193H220V192H215V193H217V194L220 193V195H222V194H223V195L227 194V195H229L230 197H231V195H234V196H235V194H233V193H236V192H237V191L235 190V187H234V192L231 194V193H226V192H229V191H230V190H229V191H226L227 189H229V188H227ZM246 186H247V185H246ZM83 187H82V188H83ZM92 187H94V188H92ZM129 187H130V186H129ZM137 187H138V186H137ZM139 187H140V186H139ZM145 187H146V186H145ZM167 187H168V186H167ZM186 187H187V186H186ZM191 187H194V186H190V188H191ZM221 187H223V188H221ZM228 187H229V186H228ZM242 187H238V188H242ZM244 187H245V186H244ZM82 188H81V190H82ZM91 188H92V189H91ZM122 188H125V187H122ZM152 188H153V187H152ZM152 188H151V189H152ZM182 188H183V187H182ZM182 188H181V190H183L182 193H186L185 191H186L187 189L184 191V188H185V187H184L183 189H182ZM199 188H200V187H199ZM201 188H202V185H201ZM232 188H231V191H232ZM236 188H237V187H236ZM238 188H237V190H239ZM247 188H248V187H247ZM10 189H11V188H10ZM10 189H9V190H10ZM89 189H91V190H89ZM139 189H140V188H138V190H139ZM144 189H145V188H144ZM147 189H148V187H147ZM165 189L168 190V188H166V186H165ZM245 189H246V187H245ZM15 190H16V189H15ZM94 190H93V192H94ZM115 190H112V191L115 192ZM123 190H125V189H123ZM132 190H133V189H132ZM138 190H137V191H138ZM152 190H153V189H152ZM172 190H173V189H172ZM172 190H171V191H172ZM178 190H180V189H177V191H178ZM181 190H180L178 193H175V194H180L181 196L184 195V194L181 193ZM188 190H189V189H188ZM188 190H187V191H188ZM208 190H209V191H208ZM215 190H216V189H215ZM215 190H214V191H215ZM217 190H216V191H217ZM247 190H248V189H247ZM13 191H14V190H13ZM13 191H11V192H13ZM83 191H86V192H87V190H84V189H83ZM83 191H82V192H83ZM98 191H99V190H98ZM120 191H121V190H120ZM154 191H155V190H154ZM169 191H170V188H169ZM202 191H203V190H202ZM225 191H226V192H225ZM231 191H230V192H231ZM245 191H246V190H245ZM7 192L9 193L10 191L3 189V187H2V188L0 187V198H1V196H6V195L8 194ZM11 192H10V193H11ZM88 192H87V193H88ZM147 192H148V191H147ZM159 192H160V191H159ZM166 192H167V191H166ZM188 192H190V191H188ZM197 192H198V191H197ZM211 192H212V191H211ZM224 192H225V194H224ZM241 192H243L244 195L246 194V193L244 192L243 188H242V190H239V196L242 194ZM249 192H250V191H249ZM16 193H17V192H16ZM116 193L118 194L119 192H116ZM145 193H146V191H145ZM164 193H165V192H164ZM173 193H174V192H173ZM173 193H172V195H173ZM240 193H241V194H240ZM14 194H15V193H14ZM14 194H13V195H14ZM17 194H18V193H17ZM91 194H92V192H91ZM123 194H124V193H123ZM197 194H198V193H197ZM203 194H204V193H203ZM205 194H207V193L205 192ZM211 194H213V193H211ZM211 194H209V197H211V196H210ZM217 194H216V195H217ZM230 194H231V195H230ZM236 194H238V192H237ZM250 194H252V193H250ZM15 195H16V194H15ZM18 195H20V194H18ZM84 195H85V192H84ZM130 195H131V194H130ZM156 195H157V194H156ZM158 195L160 196V194H158ZM168 195H169V193H168ZM172 195H171V196H172ZM186 195H187V193H186ZM189 195H190V194H188V196H189ZM193 195H194V194H193ZM227 195H226V196H227ZM247 195H249V193H248ZM247 195H246V196H247ZM10 196H11V194H10ZM163 196H164V197H167V195H162V197H163ZM175 196H176V195H175ZM190 196H191V195H190ZM217 196H218V195H217ZM217 196H216V197H217ZM226 196H224L223 198H225ZM229 196H227V197H229ZM234 196H233V197H234ZM242 196H243V195H242ZM249 196H250V195H249ZM249 196H248V197H249ZM252 196H253L254 198L256 197V196H254V195H251V199H252ZM6 197H7V196H6ZM11 197H13V196H11ZM14 197H15V196H14ZM18 197H19V196H18ZM29 197H30V195H29ZM31 197H32V196H31ZM156 197H157V196H156ZM162 197H161V198H162ZM200 197H201V196H200ZM200 197H199V198H200ZM207 197H208V196H207ZM209 197H208V198H209ZM213 197L216 198L215 195H213ZM230 197H229V198H230ZM236 197H238V195L235 196L234 198H236ZM9 198H10V197H9ZM26 198H27V197H26ZM127 198H128V197H127ZM170 198H171V197H170ZM170 198L168 197V199H170ZM177 198H178V197H177ZM182 198H183V196H182ZM182 198H181V199H182ZM189 198H190V197H187V199H189ZM192 198H193V197H192ZM208 198H206L205 200H206V201H209L210 203H212V202L210 201V198H209V200H207ZM219 198H220V197H218V199H219ZM223 198H221V199H223ZM241 198H242V197H238L237 199H239L240 201H242V200L244 201V199L242 198V200H241ZM244 198H245V197H244ZM249 198H250V197H249ZM3 199L7 200L6 198H2V200H3ZM12 199H13V198H11L10 200H12ZM19 199L21 200V196H20ZM31 199H32V198H31ZM155 199H156V198H155ZM157 199H158V197H157ZM164 199H165V198H164ZM164 199H163V198H162V199L159 198L160 201L162 200L161 202H166V201H167V204L169 205V203H168V199H167V198H166L167 200H164ZM171 199H172V198H171ZM171 199H170V200H171ZM183 199H184V198H183ZM221 199H219L220 202L217 200V201H218V204L220 203V204H223V206H224L225 204L227 205V204L230 203V201L228 202L227 198H225V199H226V201H227L228 203H226L225 200L223 201V202H225V204H224V203H221V201H222ZM237 199H236V200H237ZM245 199H247V198H245ZM251 199H250V200H251ZM257 199H258V198H257ZM15 200H16V199L14 198V201H15ZM26 200H27V199H26ZM33 200H34V199H33ZM37 200H38V199H37ZM159 200H157V201H154V200H153L154 202H151V203L153 204V203L156 202V204H157V202H158ZM163 200H164V201H163ZM176 200L178 201L179 198L176 199ZM176 200L173 199L174 202H173L172 200H171V201H172V203H175ZM184 200H186V198H185ZM189 200H190V199H189ZM196 200H197V199H196ZM198 200H199V199H198ZM203 200H204V199H203ZM211 200H212V199H211ZM215 200H216V199H215ZM247 200H248V199H247ZM255 200H256V198H255ZM255 200H254V201H255ZM16 201H17V200H16ZM16 201H15V203H17V202L21 203L20 201H17V202H16ZM23 201H24V199L22 200V202H23ZM27 201H29V200H27ZM30 201H31V200H30ZM35 201H36V199H35ZM145 201H146V200H145ZM145 201H144V202H145ZM151 201H152V200H151ZM171 201H169V202H171ZM180 201H181V200H180ZM180 201H178V203H175V204H177V206H181V205H178V204H180V203L182 202V201H181V202H180ZM190 201H192V200H190ZM213 201H214V200H213ZM251 201H252V200H251ZM254 201H253L252 203H254ZM4 202H6V201H4ZM31 202H32V201H31ZM38 202H39V201H38ZM179 202H180V203H179ZM187 202H188L187 200L184 201L185 204H183V202H182L183 206L185 205L184 208L187 206V204H186ZM203 202H204V201H202V203H203ZM209 202H207L208 205H209ZM232 202H233V201H232ZM232 202H231V203H232ZM237 202H238V200L236 201V204H237V206H238V203H237ZM244 202H245V203H244ZM244 202H242V203H244L247 207L244 206V205H241V202H240V205H241V206H240V205H239V206H240V207H242V206H243V207H246V210L244 209V210H245V211H244L245 214H246V212H248V210H249V213H250V210H251L250 208L252 207L251 205H253V204H248V202H250V201H248L247 203H246V201H244ZM259 202H262V201H259V200H258V203H259ZM263 202H264V201H263ZM263 202H262V203H263ZM7 203H9V201H8ZM36 203H37V201H36ZM36 203H35V204H36ZM45 203H46V202H45ZM54 203H55V202H54ZM142 203H143V202H142ZM159 203H160V202H159ZM191 203H192V202H191ZM191 203H190V204H191ZM202 203L198 204L199 207H200V205H201ZM233 203H234V202H233ZM233 203H232V206H230L231 204H229V206H230V207H233V205L235 204V203H234V204H233ZM250 203H251V202H250ZM255 203H256V201H255ZM255 203H254L253 206H255ZM258 203L256 204V206H257V205H260V203H259V204H258ZM17 204H18V203H17ZM22 204H24L23 206L26 205V207H30V204H28L29 206H27V203H22ZM31 204H32V203H31ZM33 204H34V203H33ZM33 204H32V206H31V209L34 208V207H33ZM38 204H39V203H38ZM38 204H36V205H38ZM41 204H44V201H43V203L41 202ZM143 204H144V203H143ZM146 204H147V202H146ZM148 204H150V201H149ZM152 204H150V205H148V206L150 207ZM156 204H153L154 206H153V207L151 206V207H152V208L156 207ZM160 204H161V203H160ZM164 204L166 205V203H164ZM164 204H163V203L161 204V205H163V208L165 207ZM212 204H213V203H212ZM220 204H219V205H220ZM236 204H235V206H236ZM247 204L250 205L251 207L248 206ZM263 204H264V203H263ZM15 205H16V204H15ZM18 205H19V204H18ZM20 205H21V204H20ZM36 205H35V206H36ZM46 205L49 206V205H51V204H49V205H48V204H44V205H40V206H43L44 209H45V208H46ZM52 205H53V204H52ZM52 205H51V206H52ZM56 205H57V204H56ZM56 205H54V206H56ZM170 205H172V204L170 203ZM188 205H189V203H188ZM194 205H196V204L192 203L190 206L186 207L187 209H184V211H185V210H187V211L189 210V211H190V209L192 210V208H190V207H193ZM198 205H197V207H196V206L193 207L194 212L191 211L190 213L193 212V213L195 214V213L197 212V211H195V210H197L196 208H198ZM203 205H204V203H203ZM203 205H202V206H203ZM219 205H218V206H219ZM40 206H39V207H40ZM183 206H181L180 208L177 207V209L179 208L178 210L171 209L170 206H167V205H166V208L169 207L171 210H174V211L169 210V212H171V213H173V214H175V213L177 212V213H178V216H181L182 213H183V215L186 217V216H188L187 214H189V213H187V211H186V212H183V211H182V210H183ZM202 206H201V208H198V210L201 209V211H198V212H199V215H200L201 218L199 217V215H198L197 217H198V219H199L201 222L204 221L205 223H209V224L211 225V224L213 223L212 220H210V219H205V217H206L205 215H206L207 213L209 214L210 210H208V209H212V208H208V207H206V210L209 211V212L207 211V213H206V212L204 211V209H205L204 207H203V211H202ZM204 206H206V205H204ZM220 206H221V205H220ZM223 206H221V207L223 208ZM227 206H228V205H227ZM235 206L233 207L234 210H235ZM237 206H236V207H237ZM239 206H238V208H236V209H239V208H240ZM256 206H255L254 208H256ZM15 207H16V206H15ZM21 207H22V206H21ZM26 207H24V209H23L24 211H26V209H27ZM32 207H33V208H32ZM39 207L37 206L38 210H35V209H34V210H35L34 213H33V212H30L29 210H27L28 212H30V213H32V214L34 215V216H33V215L31 214V216L29 215V217H32V216H33V217H35V219L38 220V223H37V224H39V226L36 224L37 227H38V229H39V227H40V225H41L43 228L46 227L47 230H48V228H49V230H50V229L52 230V228L50 227V226L52 225V222H51V221H53V224H55V223H60V222H61V225H62V227H63V223H62V221H61L62 219H60L59 222H58L57 220H59V216L63 215V214H60V212H63V211L65 210V208H63L62 206H59V207H62V209H63V210L60 211L59 207H57V206H56V208H58V209H56V208L54 209L53 207H50V206H49V209L47 208V211H46V210H42V209L39 210V209H40ZM159 207H160V206L156 207V209H158ZM161 207H162V206H161ZM175 207H176V206H175ZM210 207H211V206H210ZM224 207H225V206H224ZM230 207H228V208H230ZM249 207H250V208H249ZM259 207L261 208L262 205H260ZM259 207L256 208V209H253V207H252V210H251V211H252L253 213H255V210L260 209ZM17 208H19V207H17ZM22 208H23V207H22ZM163 208H162V209H163ZM181 208H182V209H181ZM189 208H190V209H189ZM194 208H195V209H194ZM207 208H208V209H207ZM217 208H218V207H217ZM222 208L220 209V210H221V212H220L221 214L224 215V213H227V214H228V212L231 213V210L228 211L229 209H228V210L226 209V212H225V210H224L225 208H223V209H222ZM226 208H227V207H226ZM233 208H232V209H233ZM262 208H263V207H262ZM262 208H261V209H262ZM31 209H30V210H31ZM142 209H143V208H142ZM230 209H231V208H230ZM241 209H242V208H241ZM263 209H264V208H263ZM263 209H262V210H263ZM133 210H134V209H133ZM151 210H152V209H151ZM158 210H159V209H158ZM163 210H166V209H163ZM163 210H162V211L160 210V212H161L160 214H161L162 216L159 215V217L161 216V218H163V214H162ZM217 210H218V209H217ZM223 210H224V211H223ZM234 210H233L232 212H233L234 214H236V212H234ZM242 210H243V209H242ZM253 210H254V211H253ZM262 210H260V212L257 210L258 213H257V211H256V213H255V214H258V218H259V220H260L261 222L264 221V212H263L264 210H263V211H262ZM27 211H26V213H27V214H30V213H28ZM36 211H37V212H36ZM66 211H67V210H65L63 213H65ZM68 211H70V210H68ZM135 211H137V209L134 210V211H132V212L135 213ZM139 211H140V209H139ZM139 211H137L136 213L139 214V213H140ZM143 211H144V210H141V213H143ZM175 211H176V212H175ZM227 211H228V212H227ZM235 211H238V210H235ZM72 212H73V210H72ZM138 212H139V213H138ZM144 212H147V211H144ZM181 212H182V213H181ZM198 212H197L196 214H198ZM200 212H201V213H200ZM202 212L205 214V215L203 214L204 217L201 216V215H202ZM240 212H241V211H240ZM240 212H239V214L241 215L242 213H240ZM242 212H243V211H242ZM252 212H251V213H252ZM70 213H71V212H70ZM70 213H69V212H66L65 214H69V215H70ZM76 213H77V212H75V214H76ZM136 213H135V214H136ZM141 213H140L141 216H139V218L142 217V214H141ZM148 213H149V212H148ZM158 213H159V211H158ZM163 213H164V214H165V213L167 214L168 211H167V212H163ZM180 213H181V214H180ZM184 213H186V214H184ZM193 213H192V214H193ZM218 213H219V212H218ZM237 213H238V212H237ZM251 213L249 214V217L252 215ZM65 214L63 215L64 217L66 216ZM146 214H147V213H146ZM179 214H180V215H179ZM210 214H211V213H210ZM227 214H226L225 216H223V217L226 218V216H228V218H229V215H231V214H229V215H227ZM239 214H238V215H239ZM245 214L243 213L242 215H244V217H245ZM247 214H248V213H247ZM247 214H246V216L248 217ZM255 214H253V215H255ZM50 215H51V216H50ZM53 215H56V216L58 217V219H56V218H55L56 216L54 217ZM78 215H79V216H77V214H76V215L73 216V217H70V216L67 215V216H66V218L68 217V218H67V221L72 220V218H74V217H76V220H77V217H78V222H80V223L76 222V221L74 220L75 218H74L73 220L75 221V223H78V224L82 225V224H81V221H79V219L82 220V218H81L82 215H80V214H78ZM143 215H144V214H143ZM148 215H149V214H148ZM148 215H146L147 217H145V218H149V220H148V219H147L148 221L145 220V219H143V220H145V221H147V222L150 223V220H151V219H150V218H151V214L149 215L150 217H149ZM167 215L169 216V217H168V220H167V217H166ZM167 215H166L164 218H166L167 222H169L168 224L172 225V223H170V221H171L170 219L172 218V217H171L172 214H171V215H170V214H167ZM183 215L181 216L182 218L184 217ZM189 215L192 217L191 214H189ZM232 215H233V214H232ZM232 215H231V218H230V219L233 221L232 223H234V221H235L234 219H235V218L233 217L234 219H232ZM236 215H237V214H236ZM240 215H239V216H240ZM242 215L240 216L241 219H242V217H243ZM253 215H252V216H253ZM49 216H50L52 219L55 218L56 221H55V220H50V217H49ZM80 216H81V217H80ZM172 216H173V215H172ZM175 216H177V215L175 214ZM178 216H177V217H178ZM190 216H188V218H189ZM195 216H196V215H195ZM195 216L193 215L194 218H195ZM207 216H208V215H207ZM220 216L222 217V215H220ZM234 216H235V215H234ZM33 217H32V219H33L34 221H36ZM69 217H70L71 219H69ZM79 217H80V218H79ZM83 217H84V216H83ZM170 217H171V218H170ZM209 217H210V215H209L208 217H206V218H209ZM240 217H239V218H240ZM247 217H245V220H246ZM249 217H248V219H249ZM253 217H255V216H253ZM253 217H252V218H253ZM60 218H62V216H61ZM143 218H144V217H143ZM169 218H170V219H169ZM186 218H187V217H186ZM194 218H192V220H194ZM225 218H224V219H225ZM252 218H251V219H252ZM63 219H64V218H63ZM68 219H69V220H68ZM83 219H84V220H83V221H84V223H83L84 225L89 224V223H85V218H83ZM153 219H155L154 216H153L152 221H151L152 224L154 223V222H153V221H154ZM174 219H176V218H174ZM177 219H180V218H177ZM183 219H185V218H183ZM189 219H190V218H189ZM198 219H197V220H198ZM201 219H202V220H201ZM33 220H32V221H33ZM65 220H66V219H65ZM65 220H64V222H65ZM155 220H157V219H155ZM162 220H164V219H162ZM169 220H170V221H169ZM187 220H188V219H187ZM190 220H191V219H190ZM190 220H188L187 223L190 222ZM192 220H191V222L194 223L195 220H196V218H195L194 221H192ZM197 220H196V222H195V225H198V224H196V223H197ZM199 220H198V222H199V224H200V221H199ZM226 220H227V219H226ZM226 220H224V222H225ZM243 220H244V219H243ZM259 220H258V221H259ZM54 221H55V222H54ZM83 221H82V222H83ZM173 221H174V220H173ZM185 221H186V220H184L183 223H185ZM221 221H222V219L220 220V222H221ZM253 221H254V220H253ZM260 221H259V223H260ZM36 222H37V221H36ZM72 222H73V221H72ZM72 222H70V223H72ZM156 222H157L156 225H158L159 222H158V221H155V223H156ZM167 222H165V223H167ZM171 222H172V221H171ZM178 222H180L181 224H183L180 220H179V221H177V220L175 221L176 224H178ZM191 222H190V224H191ZM224 222L222 223L223 226H224V225H225V226L227 225V226L230 227V225L228 224V222H227V224L224 223ZM249 222H250V221H249ZM256 222H257V221H256ZM256 222H255V223H256ZM33 223H34V222H33ZM66 223H67V222H66ZM66 223H65V224H66ZM155 223H154V224H155ZM175 223L173 222L174 225H175ZM232 223H231V224H232ZM257 223H258V222H257ZM65 224H64V225H65ZM73 224H74V222H73ZM101 224H102V223H101ZM168 224H167V226H168ZM181 224H180V225L178 224V226H181V227L183 226V227H185V226H184L185 224H184V225H181ZM188 224H189V223H188ZM188 224H187V225H188ZM190 224H189V226H190ZM202 224H203V223H201L200 225H198V227H201ZM68 225H69V224H68ZM93 225H94V223H93ZM170 225H169L168 227H170ZM187 225H186V226H187ZM192 225H193V224H191V226H192ZM204 225H206V224H203V226H204ZM232 225H234V224H232ZM232 225H231L230 228L226 226L227 228H229V229H228V232L225 231V230H223V232H226V235H228L227 233H229V230L232 229V227H233ZM256 225H258V226L260 227L261 225H264V222H263L262 224H256ZM34 226H35V225H34ZM34 226H33V227H34ZM59 226H60V224H59ZM71 226L74 227V225H71ZM77 226H79V225H77ZM90 226H91V225H90ZM161 226H162V225H161ZM167 226H166V227H167ZM42 227H41L40 229H42ZM54 227H56V225L53 226V230H52V231L56 232V231L54 230ZM60 227H61V226H60ZM60 227H59V228H60ZM62 227L60 228L61 231H62ZM64 227L66 228V226H64ZM88 227H89V226H88ZM92 227H93V226H92ZM96 227H97V225H96ZM183 227H182V228H183ZM187 227H188V226H187ZM193 227H195V226L193 225L191 228H190V227H188V228H189L190 230H192ZM198 227L196 228L197 230H199ZM204 227H205V226H204ZM206 227H207V226H206ZM206 227H205V229H206ZM235 227H236L237 229H236ZM235 227H233V228H234L236 231H238L239 233L242 232V231H241L242 228L239 227L240 229H238V226H236V225H235ZM34 228H35V227H34ZM163 228H164V227H163ZM176 228L179 230V227L176 226ZM212 228H213V227H212ZM223 228H225V227H223ZM260 228H261V227H260ZM262 228H263V227H262ZM262 228H261V229H262ZM55 229L57 230L58 228L56 227ZM60 229H58V230L60 231ZM67 229H68V230H67ZM99 229H100V228H99ZM99 229H98V230H99ZM165 229L167 230V228H164V230H165ZM168 229H169V228H168ZM171 229H172V230L175 229V228H173V225H172ZM184 229H186V228H184ZM194 229H195V228H194ZM194 229H193V230H194ZM196 229H195V230H196ZM201 229H202V228H201ZM201 229H200V230H201ZM234 229H232V230L234 231ZM244 229H245V228H244ZM261 229H260V230H261ZM263 229H264V228H263ZM263 229H262V231H264ZM42 230H44V229H42ZM42 230H41V231H42ZM45 230H46V229H45ZM45 230H44V231H45ZM47 230H46V231H47ZM49 230H48V232H49ZM71 230H72V229H71L70 227H69V228L67 227V228L65 229V231H69V232H71ZM175 230H176V229H175ZM181 230H183V229L180 228L179 231L182 232ZM190 230H187V229H186V230H184L183 232H185V231L189 232ZM193 230H192V233H193ZM195 230H194V231H195ZM211 230H212V229H211ZM214 230H215V229H214ZM214 230H213V231H214ZM226 230H227V229H226ZM232 230H231L230 232H233ZM239 230H240V231H239ZM260 230H259V232H260ZM17 231H18V230H17ZM52 231L49 232V233L47 232L46 234H50V233H52ZM61 231H60V233H61ZM65 231L63 232V234L65 233ZM95 231H96V230H95ZM95 231H94V232H95ZM179 231H178V233H175V234H179ZM207 231H210V230H207ZM236 231H234V232L236 233V234H235V237H237L236 235H238ZM245 231H246V230H245ZM254 231H255V230H254ZM262 231H261V233H264V232H262ZM18 232H19V231H18ZM23 232H25V231H22L23 238H25V239H27V240H31V238H30L31 236L29 237V235H30L31 233H29V232L27 231V233H28V236H27L26 232H25V234H24ZM57 232H58V231H57ZM90 232H91V230H90ZM165 232H167V231H165ZM187 232H186V233H187ZM234 232H233V233H234ZM243 232H244V231H243ZM246 232H247V231H246ZM259 232H257L258 235L256 236V238H259L260 236L263 237L262 234L259 233ZM20 233H21V232H20ZM72 233H73V232H72ZM72 233H71V234H72ZM91 233H93V232H91ZM125 233H126V232H125ZM171 233H172V232H171ZM195 233L198 234V233H200V232H198V231L196 232V231H195ZM213 233H214V232H212V234H213ZM244 233H245V232H244ZM244 233H241V234L244 235ZM247 233H250V232L248 231ZM252 233H254V232H252ZM252 233H250V234L255 236L256 233H255V234H252ZM13 234H16V233H13ZM44 234H45V233H43V235H44ZM46 234H45V236H46ZM53 234H54V233H53ZM53 234H51V235H53ZM63 234H62V235H63ZM65 234H66V233H65ZM65 234H64V237H66ZM95 234H96V233H95ZM189 234H190V233H189ZM209 234H210V236H213V235H211V231H210ZM230 234H231L232 236L230 235V236H228V237H234V235H233L232 233H230ZM241 234H240V237H239V235H238V238H237V239H240V238H241V239H240L241 241L239 240V243H241L243 239H244V241H247V237H248V238L250 237V235L247 234V235H246L247 237H246V239H245V237L242 235V236L244 237V238L242 239ZM260 234H261V235H260ZM17 235H20V234L17 233ZM43 235H42V236H43ZM55 235H56V233H55ZM58 235H59V234H58ZM58 235H57L56 238H53V236H49V235H48V236L45 237V238H43V237L41 236V239H42V240H39L40 238H39V239H38V238H37V239L35 238V240H34V241L38 240L39 242L36 241L37 244H38V245L36 244L37 247H40V248L43 250V253L45 252V254H47V256H49V258H51V260L53 259V261H56L58 264H71L72 262H74V261H73L74 259L76 260L77 257H78V258H79V257L81 258V257L83 256V258H84L85 255H86L87 257L90 256V258H91L92 256H93V257L95 256V257H97V258H100V256H101V258H102L104 255H106L105 248H106V246L108 247V245L104 246V247H103L104 249H102V248H100V247H99V248H98V247L96 248V246H100V244H99V245H96V246H94L95 249H96V250H95L94 248H92L93 246H91L92 243H89V244L87 243L88 245L85 246L86 243L83 244L82 242H80V240L78 241V240H77L78 237H77V239L75 238L77 235L74 236V239H75V240H74V239L72 238L73 235H74V233L71 235L72 237L70 236V234L68 235V233H67V235H68L69 237L72 238L71 240H69L68 238H63V236H62L61 239H59V236H60V235H59V236H58ZM92 235H93V234H92ZM199 235H201V234H199ZM248 235H249V236H248ZM129 236H130V235H129ZM217 236H218V235H217ZM254 236H251V237L253 238ZM15 237H16V236H15ZM32 237H33V236H32ZM54 237H55V236H54ZM60 237H61V236H60ZM215 237H216V236H215ZM251 237H250V238H251ZM261 237H260V239H261ZM33 238H34V237H33ZM57 238H58V239H57ZM211 238H212V237H211ZM218 238H219V237H218ZM218 238L215 239V241H218ZM252 238H251V240H252ZM263 238H264V237H263ZM213 239H214V238H213ZM32 240H33V239H32ZM73 240H74V241H73ZM128 240H129V239H128ZM133 240H134V241H133L132 244H134V242L137 241V240H135V239H133ZM219 240H220V239H219ZM251 240H250V241H251ZM261 240H262V239H261ZM76 241H78V242H80V243H78V242H76ZM111 241H112V240H111ZM32 242H33V241H32ZM32 242H31V243H32ZM109 242H110V241H109ZM109 242H108V243H109ZM112 242H113V241H112ZM138 242H139V241H138ZM138 242H136V243L138 244ZM33 243H35V242H33ZM104 243H105V241L103 242V244H104ZM108 243H106V244H108ZM136 243H135V244H136ZM139 243H140V242H139ZM220 243H222V242H220ZM239 243H238V244H239ZM247 243H248V241H247L245 244L242 242V244H244V245H246ZM253 243H254V242H253ZM261 243H262V242H261ZM94 244H95V243H94ZM94 244H93V245H94ZM103 244H101V246H103ZM141 244H145V243H140V246H141ZM248 244H251V243L249 242ZM248 244H247V245H248ZM256 244H257V245H256L257 247H258V244L261 245L259 242L256 243ZM263 244H264V243H263ZM36 245H35V246H36ZM89 245H90V246H89ZM104 245H105V244H104ZM113 245H114V243H113ZM113 245L111 246V243H109V248H108V249H111V248L113 247ZM145 245H146V244H145ZM145 245H143V246L145 247ZM247 245H246V246H247ZM251 245H252V244H251ZM251 245H249V248H250ZM88 246H89V247H88ZM140 246L137 245V247H140ZM256 246H255L254 248H257ZM110 247H111V248H110ZM114 247H115V246H114ZM135 247H136V245H135ZM135 247H134V248H135ZM141 247H142V246H141ZM240 247H241V246H240ZM243 247H244V246H243ZM260 247H261V246H260ZM260 247H259V249H260ZM134 248H133V249H134ZM241 248H242V247H241ZM254 248H253V245H252V249H253V250H256V251L258 252L257 254H259V249H254ZM41 249H40V250H41ZM100 249H101V250H100ZM263 249H264V247H263V245H262V248H261V255H262V256H261V257L264 259V251H262ZM42 250H41V251H42ZM138 250H139V248H138V249L136 248L137 253H138V252L140 253V250L142 251L143 249L140 248V250H139V251H138ZM146 250H148V246H147V248H144V251H142V254H143V252L145 253V254H143V256H144V255H145V256H148V254L150 253V251L148 250L149 253L146 255V252H145ZM198 250H199V248H198L197 250L195 249V251H197V253H194L195 256L198 255V253H199V251H200V250H199V251H198ZM106 251H107V249H106ZM110 251H111V250H110ZM110 251H108V252H110ZM148 251H147V252H148ZM205 251H206V250H205ZM104 252H105V254H104ZM108 252H107V254H108ZM113 252L115 253L114 248H113L112 252H110V253H112V254L106 255L107 258H108L110 255H112V256L114 255L116 258H118V254H117V255H116V254H113ZM153 252H154V251H153ZM241 252H242V251H241ZM242 253H243V252H242ZM244 253H245V252H244ZM205 254H206V253H205ZM251 254H252V253H251ZM257 254H255V255H257ZM88 255H89V256H88ZM102 255H103V256H102ZM190 255H191V254H190ZM194 255H193V256H194ZM247 255H248V254H247ZM247 255H246L245 258H247ZM114 256H113V257H114ZM186 256H188V255H185V253H184V257H185V258H184V259L181 258V259H183V260H180V261L183 262V261L186 259ZM191 256H192V255H191ZM195 256H194V257H195ZM199 256H200V254H199ZM249 256H250V254H249ZM249 256H248L247 259H249ZM87 257H85V259H86ZM159 257H161V256H159ZM164 257H166V256H164ZM194 257H193V258H194ZM197 257H198V256H197ZM197 257H195V259H196ZM200 257H201V256H200ZM200 257H199V262L201 261L202 263H204L202 260H200ZM205 257H206V256H205ZM251 257H252V259H253L254 256L251 255ZM251 257H250V259H251ZM258 257H259V256H258ZM78 258H77V259H78ZM80 258H79V259H80ZM83 258H81V259H83ZM97 258H96V259H97ZM104 258H106V257L104 256ZM107 258H106V259H107ZM121 258H122V256H120L119 259H121ZM166 258H167V257H166ZM173 258H175V259H173V262H174V260L176 261V258H179V259H180V257H176V256L173 257ZM111 259H112L113 262L115 261L114 258L111 257ZM113 259H114V260H113ZM124 259H125V258H124ZM162 259H164L163 256H162ZM168 259H169V257H168ZM168 259H167L166 261H165V259H164V261H162V260H160V261H162V264H163V263L167 262ZM179 259H178L177 261H179ZM189 259H190V258H189ZM189 259H188V260H189ZM203 259H205V258H203ZM250 259H249V261L247 260L248 263H252V259H251V260H250ZM258 259H260V258H256V260H258ZM109 260H110V257H109ZM116 260H117V259H116ZM169 260H170V259H169ZM188 260H187V261H188ZM205 260H206V259H205ZM126 261H127V260H125V262H126ZM187 261H184V262L189 263V261H188V262H187ZM190 261H191V264H194V262H196L195 264H197V261H198V260H195V261H194V259H192V257H191ZM193 261H194V262H193ZM253 261H255V260H253ZM70 262H71V263H70ZM75 262H76V261H75ZM77 262H78V260H77ZM170 262H171V261H170ZM205 262H206V261H205ZM222 262H223V261H222ZM226 262H227V261H226ZM226 262H225V263H226ZM258 262H259V261H258ZM261 262H262V261H261ZM261 262H259V264H260ZM117 263H118V264H124V262L121 261V260H117ZM128 263H129V262H127V264H128ZM157 263H158V262H155V264H157ZM171 263H172V262H171ZM178 263L181 264L180 262H175V264H178ZM125 264H126V263H125ZM159 264H161V263H159ZM165 264H166V263H165ZM172 264H174V263H172ZM182 264H185V263H182ZM189 264H190V263H189ZM199 264H201V263H199ZM221 264H222V263H221ZM228 264H229V262H228ZM261 264H262V263H261Z\"/></svg>",
    "mask_w": 264,
    "mask_h": 264
}]
</instances>
